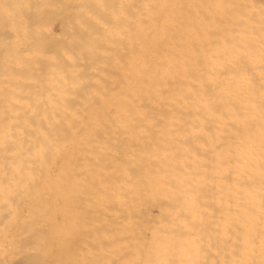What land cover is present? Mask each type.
<instances>
[{
  "label": "bare ground",
  "instance_id": "6f19581e",
  "mask_svg": "<svg viewBox=\"0 0 264 264\" xmlns=\"http://www.w3.org/2000/svg\"><path fill=\"white\" fill-rule=\"evenodd\" d=\"M29 1L27 2V0H0V13H1L0 17L2 18V20L0 18V20H1L0 21L1 22L0 23V33L5 35V36L8 35V39L9 40H6V42L8 41L6 45L11 44L9 46L13 45V47H14V45L17 42V40L20 39L21 36H23L25 33L26 34L23 36V37H25V39L23 38L24 41L25 40H29V39H26V36L29 37L28 33L32 32V34H33L34 32L31 31V30L36 29V27L37 28L39 27V24H40L41 21L38 22L37 19H36L34 23H35V25H38V26H35L33 24V22H32L33 26L31 24V26H32V28H31V26L28 23L31 21L32 18L29 19V14H27L28 16H26L24 14V13H26L25 12L26 9L24 7L27 6L26 2L29 4ZM35 1H37V2H35ZM35 1H34L35 2L34 4L31 2L33 7H35V8H36V5H38L36 9L34 8V10H33V8H32L33 11H30V12L34 13L33 14L34 16H32L33 19H35L36 16L38 15V13H36V12L40 11L39 13L42 16V12H45L47 10L46 13H48L49 11H54V10L57 11L58 9L60 11V8L63 6V4H66L65 2H63V4L60 3L59 0H35ZM61 1H63V0H61ZM118 1L119 0H78V1L75 0V2H78V4H77L78 6L76 5V7H74V8H76V9L79 8V11L82 9V11H84L83 14L92 15V17L95 16V14L97 13V15L95 16V17L98 16V18H95L96 22H98L99 19H100V21L97 23L98 25L94 24V23H93L94 25L92 23L90 24V25H93V30H92V28L90 29L89 25H86V23H85V20L87 21V19L88 20L92 19L91 16H90V18H88L89 17L88 15H87V17L84 16L85 17L84 20H83L84 23H85V24H83L84 26L82 25V22H81L82 20H80V23H81L80 26L81 27H83V28L86 27V26L89 27V29L87 28L88 31L86 29L82 28L85 31V33H86V31L88 32L87 36H89L90 34L94 33L93 31H94L95 25H97V28H99V29L95 28L96 31L100 30V27L103 28V29L104 28L105 29L106 28H110V25H111L109 23L110 22V19H109L110 17L108 16L109 18L108 17L104 18L105 17L104 15H106L107 13H105L102 16V14H103L102 12H106V10L103 11L101 8L103 6L107 7L106 5L109 4L108 5L109 10L112 12V14L114 16V13H113L112 10L117 8L116 6L120 5V4L116 5V3ZM128 1H131V6H130L131 7V12L129 13L130 16H126L127 12H123V14L126 16L125 20H126L127 17H129L130 20H131V24H130V26H131L130 27L131 28V30H130V43L127 42L128 43L127 44L125 42L127 45H129V46H127V45L126 46L129 48V50H127V51L130 54L127 53V55H129V57H128L129 58V60H128L129 63H127V64L124 63V64H126L128 66L127 67L128 70H124L123 71L122 66H121V70L120 71L118 70L119 73L120 72L121 73L125 72V74H123V75L127 74V78L125 77L126 78V85H125L126 87H125V91L123 90L125 92V95L122 96V97L121 96L120 97L117 96V98L119 97L118 99H115L117 102H113L114 99H110V98H106V97L103 99V98H101L102 97L101 95H100L101 97L100 96L98 97L99 99L101 98L99 100V103H98V101L97 102H92V100H94V98H90L89 97L90 98L89 99L88 97H86V95L89 94V93H85V90H86V88H85L86 85H85L83 87L85 89H83L80 86L81 90L83 89L82 93L84 92V94H86L85 96H83L84 97L83 100L85 101V102H83V104H76L77 100L76 101H74L75 99L72 100L73 96H72V94L70 95V93H68V95H67V96H69L68 98L64 97L66 95V93L65 92L63 93V91L60 90V91H62V94H64V95H63V97H59V98H61L63 100H67L68 99V101H71V102L74 101L75 104L64 103L63 102V104L61 105V108H63V111L61 110V108L58 111L59 106L54 105L53 109L55 111L50 114V111L52 109L50 108L51 110H47V108H49L48 104L51 106L52 103H50V101L46 100L47 101V105H46L45 99L47 98L49 100V99H51L53 97H51V96H43L42 99L40 98L42 101L40 100L41 103H39L38 106H40L42 104L44 106V107L42 106L43 108H45V106L46 107L48 106V107L43 109V108H40L41 107L40 106V107H38V109L39 108H40V110L43 109L42 111H43L44 114L48 111L49 112L48 117L51 115L52 119H53V121L51 120L52 123L49 122L47 124L46 130H45V127L43 125L44 121L42 122V120L39 117L41 113L38 112V111H31L33 109L31 108V106H29V104L32 105V103H31V100L28 101L30 98H32L31 96H28V100H27V103H29V102L30 103L27 104V105L23 104L26 107L28 106V108H26V107L24 108L23 107L22 110L19 109V111L21 113L23 111L24 112L23 114H25V115H21L20 114L21 115V119L19 118L20 115L17 116L18 117L17 119H15V116L17 115L16 113L19 114V111L16 110V109H13L12 106L13 105H18L20 103L19 101H22V102L26 101L25 99L27 98L26 97L27 93H25L26 96H22L23 94L19 95V96L25 97L24 100L18 99L19 103L17 102V100H15V98H17V96H18L16 93H14L15 96L13 95L12 99L10 97V99L12 101L10 99H8V97H6L7 100H5V103L8 106L3 104L4 98H2L3 100H0L1 101L0 102V107L1 108H3L1 106V103H2L4 108L5 107L8 108L10 106L11 109H13V110L9 109L10 107L8 109L11 111V113H15L14 115H12L11 113H8L9 110L5 108L6 109V113H7V115H5V109H3V110L0 109V118H1L0 122H2V123H0V126H1V124L5 123V122L7 123L8 121H6V120H8V119L10 121H12L11 118L13 116L14 117L12 119L14 121H12V122H13V124H16L15 128H11L10 125L12 123H10V122L7 123L6 126L9 125L10 129H9V127L7 128L5 126H1V127H4V129H1V127H0V139H1L0 145L2 146V148L0 146V151L2 150L0 155L2 154V156H3V157L1 156L2 158H8V157L11 158V159H7V160H9V163H7L8 162L7 160L3 159L5 161L3 163H5V164H0V168L1 167L3 168L5 166H7L8 164H10V166H12L13 162L16 159L17 160L15 161L16 163L14 162L15 163L14 165H18V164L22 163V162H20V163L18 162V164H17V161L18 160L20 161L21 158H23V160L26 159V162H23V163H28V161H29V163L26 164V166L22 167L21 170L20 169H18V170L14 169L15 170L14 174H13L12 170L8 171L6 169L7 170V172H6L7 174H9V173L13 174V176H10L11 178L9 176H7V179H5V178L1 179L2 177H4L7 174H4L5 172L2 171V170L0 171V174H2V172H3V175L0 177V179H1L0 182L3 183V184H1V186L3 188L0 186L1 187L0 190L2 189V191H3V192L1 191L2 194L5 192L4 190L7 189V187H5L6 185L9 187L8 189H10V191L7 189V192L11 193L12 191H14V192L11 193V195H8V193H6L7 195H5V193L3 194L5 197L9 196V199L11 198L10 200L5 198L0 193V195H1L0 198H2V196H3V198L0 199V201L4 202V203L1 202V204H3V207H4L5 203L7 204V202H8V205H6V206L10 207V204H9L10 202L9 201H11V205H15V206H12V207H16V209L20 208V207H18V205L20 206V204L21 205H23L25 203L29 204V202H27V201L23 202V200L20 201V199L17 200V201L15 200V199H17V196H19L18 198L22 197L18 193V191H16V190H20L21 188H22L21 189L22 191H19V192H24L25 196L27 195L25 198L29 197L28 199L34 197V196L31 197V195H33V193L32 194L30 193L31 191L34 192L35 195L39 193L36 197H38L40 195V193L43 194V192H42L43 190H42V185L41 184H42V181L45 178L42 177V176L45 175L46 171L44 172V170H42V169H45V167L47 168V173L46 174H47V178L50 181H51V176H52V174H51L52 171L51 170L54 169L53 172H56L55 171L56 168L52 167V166H54L55 141L56 140H57L56 141L57 142V146H56L57 147V156H58V160H59V172L58 173L61 174V175H58V179H57L56 175H55L56 177L54 176L57 179V180L55 179L56 184H59V187H57V185H56V187L60 188V186H61V192L58 194V196H57V193L55 191V193H56L55 199L58 197V199L56 201L57 205L55 204L56 202L54 200V190H52V188H51L52 185H51V187H48V186L45 185V183L48 184V185H50L52 183H50V181L48 182V180L46 179L47 181L43 184L44 187H46V189H48V191L47 190L46 191L48 193L47 194V196H48V204H49L48 207H51L50 208V213L52 214V218H50V223H51L53 234L52 233L49 234L50 236L47 239L43 238V240L44 239L45 240L41 241L42 244L40 242V244H41L40 247H38V244L37 245L35 244L36 246L33 245L31 248L30 247L26 248V247H28V243L29 242H26V241L23 240L24 237H22V233H24V230H23V232H21L22 231L21 229H23L26 226L27 227H32V224H31V226H29L30 224L29 225L26 224V226H22L21 225V226H19L20 227L19 230H20L21 233L20 232H19V234L16 233V237L15 238L17 239V235H19L18 236L19 238H21V237L23 238V239H20V240L17 239L19 242H21V244H23V245H21L22 248L18 247L20 249H7L9 247V245H6V244L7 243L9 244V242H7L6 244H3L4 242H3L2 239L5 237L4 235L8 236L9 234H12V233L8 232L10 229L7 230L8 229L7 227H3V226H6V225H3V223L6 224L8 222V221L5 222V220L9 216L8 217H4L5 219L2 218L3 216H0V220H1L0 227L2 226V228L4 230H7L6 234H5V231L3 232L1 230V228H0V230H1L0 233H2V232L4 233L3 236L0 234L3 237V238L1 237L2 239H0V241H2L1 245L3 244V246H5V245L7 246V248H3L0 245V264H69V262H68L69 251L72 250L74 252V250H75V253H76V249H79V248H77L78 247L77 245L79 243H81V245L79 244L81 247L79 246L80 250H77V251L78 252L80 251L81 255L78 254V256L80 255L82 258H80V256L78 257L75 253L74 254L78 258H80V261H82V259H83V261L86 262L87 260L89 261V256H93L94 255L92 253H96L97 252V254H98V255L96 254L97 256L101 255V254H99V252L97 250H96V252H94V250H95L94 248H93L94 249L93 252L90 251V249H91L90 246L92 247L91 241L95 240V238L97 236L98 237L102 236V239H106V242L110 243V246H109L108 250L113 255L112 256L113 259H114L115 256L118 257V254L120 252L125 251L128 254L131 253L130 255H132V253L133 254L134 253L138 254V251L139 250L141 251L142 248H146V247L147 248H151L150 245L154 246V244H155V246H156V244L157 245L160 244V245L165 246L166 243H168V245L165 246L167 248V246L169 247V243H171L170 245L171 246L173 245L172 247L176 248V249L172 250L171 249L172 247L171 246L169 247L170 251L172 250L171 252L173 254L175 253L173 251L177 250L178 249L177 247H179V246L181 247V250H183L185 248V246H186V249L188 250V248L191 247L192 244L194 245L196 243L195 239H198V237H199L198 236L199 235L198 228H197L198 219H197V221L195 219H193V217L196 216L195 213L197 212L196 210H194V206H196L194 203L196 202V204L197 203L200 204L199 200L202 201V199H203V202H205L206 204L202 203L201 205L204 204L205 207L207 208V210H208V207L212 208V209L208 210L210 212L211 216H210V214H208L209 212L207 210L203 211V213L197 212L196 214H198L197 216L200 217L203 220V222H204V220L206 218L205 216L208 217V219H206V220H211L209 218L212 217L213 214L217 213L214 210V208H216L215 206H219L218 204H220L221 198H222V201H221L222 204H220V205H221V207L223 205V207L221 208L219 206L218 209L217 208L216 209L219 210V208H220V210H219L220 212H221V210L223 211L225 208L227 210L229 209V208H227V205H225L227 202H225V203L223 202L224 194H227V193H229V194L231 193V196H233L232 197V199H233V213H231V214H233V219H232V215H231V217L229 216L230 212L226 211V210L221 212L222 216H221L220 212H218L219 214L213 215V217L217 215V219L214 218L215 220H217L216 226L213 227L214 229L216 227L215 232H214V229L211 228V230H210V226L206 225L207 224L206 220H205V223H206L205 226H204L203 223L199 222L201 224V226H202L204 231L206 229L208 230V228H209L208 231L211 232V234H212V232H214L213 234L216 233L215 235L217 236V238H215L214 237L215 235H213V236L211 234L208 235L207 234L208 231L206 230L207 232H204L202 235L204 237L207 236L206 239L208 238L209 240L208 239L205 240V238L203 236L199 237V238L202 237L201 240H203V238H204L202 243L199 242L198 244H196V246L198 245V246L202 247L203 251L201 253H203V252L205 253L204 261H203V258H201L202 259V264L203 263H205V264H226V263L229 264L230 262H232L230 264H264V223H260L261 221L259 222V219H261L260 217H262L261 214H262L263 211L262 212L261 211L257 212V209H256L255 211L258 213V215L253 213V214L257 215V216H255V215H252V213H251L254 210H251V206L249 207V203H251L249 201L253 200L254 196L259 198L260 201H261V202H259V200H258V202L261 203L260 207H258V209L260 210V208H261V210H263V207H264V206H261L262 204L264 205V178H263V175L261 173L262 172V168H264L263 167V165H264V117L260 118V116H261L260 114L263 115V113H264V38H263L264 37V20H263L264 19V15H263V11L264 10H261V9H264V8H261V7H263L261 5H260L261 7L258 6L261 1L258 0L259 4L257 6L259 8L255 4L249 3V4H251L252 9L250 10L249 8L246 7L245 11L246 10L247 11L250 10V13L252 11V15L249 12L248 13L246 12L247 15L250 14L248 16H246V14L244 13L243 10H244L245 7L243 8L242 4L245 6V3H247V2H249L251 0H128ZM128 1L127 0H126V2L124 1L125 5L123 3V5H121V6H126L127 7L128 6L127 4L130 3ZM254 1L255 0H253V2ZM75 2L73 3L74 5L76 4ZM111 2H114L115 4H113V3L112 4L116 5V6H114L115 8H113L112 10L110 8V5H112ZM256 2H257V0H256ZM60 4H62V6H59ZM247 4H246V6H248ZM254 6H256L258 10L260 9V11H258L259 13L257 12V9L255 11V9H254L255 7ZM30 7H32V6H30ZM64 7L65 6H63V8ZM105 7H103V8L105 9ZM249 7H250V5H249ZM71 8L72 7H69V9H71ZM118 8L116 10L117 12L121 9V7H120V9H118ZM21 9H23L24 13L20 12V11H22ZM124 9H126V8H124ZM127 9L130 10L129 6H128ZM29 10L30 9H28V11ZM42 10H44V11H42ZM240 11H243L242 14H244V16L241 15ZM69 12H70V10H69ZM117 12H115V13H117ZM119 12L120 13H117V15L121 14L122 11L120 10ZM234 12H238L237 15L240 14L241 16L240 15L232 16L233 15L232 13H234ZM20 13H23V14L21 15ZM78 13H79V15L82 14L81 11L78 12ZM83 14H82L81 18L79 16L80 19L83 18ZM98 14L101 17H103L104 20L108 18L109 22H107L106 20L103 21V18H102V21H101V17H99ZM123 14H122V16H123ZM70 15H71V13H70ZM253 15L257 16V17H258V15L259 16L263 15V17L262 18L259 17L260 19L259 20L257 19L258 20L257 21V20H254L256 17H251L253 20L250 18V16H253ZM23 16H26V18L24 19ZM27 18H28L29 21L27 20ZM43 18H45V17H43ZM79 18L76 17L77 20H79ZM111 18H113V17H111ZM33 19H32V21H34ZM65 19H67V18H65ZM24 20H27V21H24ZM93 20H94V17H93ZM114 20H115V18H114ZM125 20L123 22H121V23H125L126 22ZM89 21H92V20H89ZM26 22H27V24H26ZM115 22L119 24V22H117V21H115ZM49 23H50V21H49ZM69 24H71V26L73 27V28L71 27L72 30H75V28L78 29V27H76L77 25L74 22H73V24L76 25V26L74 25L75 27L72 25V23H69V21H68V25ZM87 24H89L88 21H87ZM128 26H129V24H128ZM33 27H35V28H33ZM114 27H115V25L113 26V29H114ZM123 27L125 28L126 25L123 26ZM26 28L28 30H26ZM66 28H68V26ZM69 28H70V26H69ZM36 30H38V29H36ZM108 30H110V29H108ZM38 31H41V30H38ZM90 31H92V33L89 34ZM115 31L118 32V30H115ZM76 32H77V34H79L81 31H79V33H78V31H76ZM51 33H54V32L52 31ZM68 33H70V32H68ZM72 33H71V35H72ZM118 33H116V34L118 35ZM36 34H39V33L37 32ZM95 34H97V33H95ZM100 34H101V32H100ZM125 34H126V32H125ZM125 34H123V36ZM12 35L14 36L13 38H12ZM54 35L58 36V35H56V33ZM74 35H76V34H74ZM79 35L82 38V36L85 35V34L80 33ZM94 35H92L91 37H94ZM107 35H109V34H107ZM119 35H118V39H120ZM221 35H223V37ZM30 36H32L31 33H30ZM37 36H40V35H35L32 38L34 39V37H36V38H38V39H36V41H38V40L40 41L41 37H37ZM50 36H52V35H50ZM61 36H59V38H61ZM80 36L78 37L79 39H80ZM123 36H120V37H123ZM218 36H220V37H218ZM10 37H11V40H13V39L15 40L17 38L18 39L16 40V42L13 41L14 44H12V43H9V42H12L10 40ZM69 37H70V35H69ZM104 37L105 36H103V38ZM0 38H1L0 39L1 43H2V41H3V43H6L4 41L7 38H4V37H0ZM84 38H86V36ZM88 38H89V40L91 39L90 37H88ZM99 38H101V37H99ZM33 39H31V41ZM74 39H76V38L74 37ZM79 39H76L78 41L77 42L78 43L77 46L79 45V43H83L84 44V40L86 41V43L89 42L88 39H84L82 41L79 40ZM107 39H109V38H107ZM111 39L112 38H110L109 41ZM21 40L22 39L18 40V41H20V43L18 42V44H16V46H15L16 48L12 47V50L16 49L15 52L17 50H19V48H20L19 46L23 45L21 43L22 42ZM65 40H67V38H65ZM113 40H114V38H113ZM122 40L125 41V39H122ZM33 41H32V43H33ZM64 41H62V42H64ZM94 41H98V39L97 40L94 39ZM101 41L102 40H100V42ZM114 41H116V40H114ZM103 42H104V40H103ZM202 42H204V43L206 42V45L204 44V45L201 46ZM41 43H42V40H41ZM45 43H47V42L44 41L43 44H45ZM96 43H99V41L96 42ZM106 43L108 45V41H106ZM122 43H123V45H125L124 42H122ZM199 43H201V44H199ZM25 44L29 45L27 43H25ZM39 44H40V42H39ZM1 45H0V47H1ZM17 45H19V46H17ZM70 45H72V44H70ZM99 45H100V43H99ZM107 45H104V46H107ZM9 46H7V47H9ZM32 46H33V44H32ZM58 46L59 45H57V47ZM77 46H75V47H77ZM89 46L90 45H88V47H85L86 50L84 49V47H83L84 50L81 49L82 47L80 48L81 51L83 50L82 52H84V55H86L85 51H87V49H88V54H90V52H89L90 47ZM93 46H91V47H93ZM2 47H3V45H2ZM17 47H18V49H17ZM22 47H27V48H25V50L30 49V50H28L25 53L23 52L25 54V56L30 55V53L33 52V49H35L34 52L36 53V55L35 54L31 55L32 58H31V56H29L30 58H27V60H25L26 58L23 57V55H22L23 59H22V57L20 55H17V56L12 55V56H14L13 57L14 59H13V58H10L11 56L9 57V54L11 52V48H7V50L9 49L10 51H5L4 49H2V50L5 51V54H7L6 57L10 58L9 61H11V62L8 63V60H7L6 57H5V59L4 58H2V59H4L5 62H7L8 65L9 64L11 65L12 62L15 63V61L24 62L23 64L26 63L25 65L28 64L27 66H30V67H26L23 70V67H24L23 66L21 71H23V74L25 73V71L28 72L27 75H29V77L31 76V78H33L32 74L35 73V71L37 69L36 68L37 66H35V67L32 66L31 67L30 64H33V62L32 63L31 62L27 63L25 61H28V59L29 60H36L35 56H38L39 60L37 59V61L40 62L41 61L40 59H42L44 55L43 56L41 55L40 57H42V58H40L39 55L37 54V53H40V52L38 50H37L38 52H36L37 48H35V47H33L32 49H31L30 46H29L30 48L28 46H24V45ZM39 47H42V49H44L46 47V45H45V47H44V45L43 46L40 45ZM53 47L54 46H51V48H53ZM60 47L62 48L63 45L60 46ZM72 47H74V45H72ZM79 47H77V48L79 49ZM47 48L49 49V51H48V49H46V51L49 52V53H47V55L51 54L52 49L50 50L49 47H47ZM59 48H57V49H59ZM67 48H68V46H67ZM67 48L65 46V49H63V50L67 51L71 47H69L68 49ZM118 48L121 49V46L119 47V45H118ZM55 51H56V49H55ZM81 51L78 50V53H80ZM15 52H13V53L17 54V52L16 53ZM61 52H60V54L63 55V57H64L65 54H62ZM72 52H73V50H72ZM120 52H122V49H121ZM23 53H21V54H23ZM54 53L55 52H53V55H54ZM97 53H98V51H97ZM122 53H124V51ZM40 54H42V53H40ZM55 54L57 55V53H55ZM76 54L77 53H75L74 56H76ZM45 55H46V53H45ZM56 55H54V56H56ZM67 55H68V57L70 56V54H67ZM71 55H73V53H71ZM78 55H79L78 58L81 57V58H79L81 60L82 56H80V55H83V54L80 53ZM93 55H95V53ZM125 55H126V53H125ZM125 55L123 57H127ZM4 56L5 55L3 54V57ZM100 56H102V55H100ZM16 57L17 58L21 57V59L18 58L19 60H16L17 59ZM56 57L59 58V56H56ZM56 57L52 56L53 59L55 58L54 61H56V63H57L59 61H57ZM63 57H62V59H63ZM89 57H86L87 59L85 57L84 58H85V60H90L91 59V61H92V58L94 56L90 55ZM98 57L99 56L97 55L94 58L98 59ZM45 58H46L45 61H43V62H45V64L49 63V66H50V64L53 65V63H52L53 61L46 62V60H49V57L47 58V56H46ZM65 58L67 59V57H65ZM69 58H72V57L70 56ZM100 58H99V60H100ZM121 58H122V56H121ZM121 58L119 57V59H121ZM62 59L59 58V60H61V62L66 61L65 59L64 60H62ZM73 60L75 61L76 59L74 58ZM0 62H2L0 64V66L2 65L1 67H3V68L5 67V69L7 71L8 70L7 68H9L10 66L7 67L8 65L6 63H5L6 64V66H5L3 64L4 61H2V60H0ZM92 62L98 63V61L95 60V59ZM92 62L88 66L89 68H87V69H86V67H83L84 65H82V63L79 64V62L77 60H76V64H78V66L80 65L79 68L77 67V65H75L74 62H70V59H69V62H65L64 64L67 63L69 65V63H70V66H72L71 64H74L76 66V68H75L74 65L71 67V70H74V69H72L73 67L75 68V70L72 71L73 72L72 76L74 77V75H76V74H74L75 71H78V73H79V70L81 69L82 72H85V70L83 71V68H85L86 72H88V69H90L91 67H97V65L95 66V64L92 63ZM120 62H118V63H120ZM123 62H125V61H123ZM83 63H85V62H83ZM99 63H98V65H99ZM116 63H117V61H116ZM85 64H87V62ZM68 65L66 66V68H65V66H63V68H65V69L69 68L70 66H68ZM91 65H94V66H91ZM102 65L105 66L103 63H102ZM117 65H119V64H117ZM126 65H124V66H126ZM16 66H18V65H16ZM57 66H59V65H57ZM12 67H14V66H12ZM60 67H61V65H60ZM119 67H118V69H119ZM52 68H54V66ZM46 69L48 70V68H44V67L41 68L40 70L37 69L36 73H40L41 70L44 71ZM124 69H126V68H124ZM11 70H13V69H11ZM28 70H31V71H28ZM47 70L45 72H47ZM68 70H70V68ZM68 70H66V71L68 73H70L71 71H68ZM92 70L95 71L96 68H93ZM8 71H10V70H8ZM127 71H128V73H127ZM2 72L3 71L1 70L0 73L3 75L4 73H2ZM13 72H14V70H13ZM30 72L31 73L33 72V73L31 74ZM45 72H43V73L41 72L40 75L44 74L45 76H47ZM63 72L61 71V72H57V73L62 74ZM95 72L93 73V71H92L93 74H96ZM9 73L10 72H8V74ZM14 73H16V72H14ZM68 73L65 74V72H64L63 76L68 75ZM88 73H90V72H88ZM85 74H87V73H85ZM11 75H12V72L10 73L9 76H11ZM19 75H20L19 79H22V82L25 81L23 79L24 77L22 78L21 74H19ZM40 75H35V78H37L36 76H40ZM70 75H71V73H70ZM90 75H91V73H90ZM42 76H41V78L38 77L39 78L38 81H35L34 79L33 80L35 82H39L40 80H43L42 81V85H45V87H48L50 84L47 83V82H49L50 80L52 81L53 78L52 79L48 78V77L46 79L44 78L47 81L46 84H44L45 80L43 79ZM121 76L122 75L120 74V76L118 78H116V79L120 80L119 78ZM14 77H16V76H14ZM78 77H80V76H78ZM25 78H28V77H26V75H25ZM57 78L55 77L54 80H56L58 82V85L62 84L61 82L58 81L59 79H57ZM104 78H107V77H104ZM84 79H87V78H83V80ZM97 79L99 80V78H97ZM9 80H11V79H9ZM64 80H65V78L63 79V81ZM124 80L125 79L123 77V81ZM51 81H50V83H51ZM115 81H113L114 84L113 83L112 84L114 86L115 85L117 86ZM64 82H63V84H64L63 86H67V84L64 83ZM86 82H87V80H86ZM4 83L5 82H3V84ZM30 84H31V82L29 83V85ZM32 84H34V83H32ZM39 84L41 85V82ZM47 84H49V85H47ZM82 84L83 83H81V85ZM84 84H86V83H84ZM123 84H122V86H123ZM15 85H17V84H15ZM21 85H22V83H21ZM26 85L27 84L25 83V86ZM41 86L40 87L35 86L36 88L37 87L39 88L37 90L38 92H43V90L45 91V88H42ZM76 86H77V84H76ZM119 86H120V83H119ZM122 86L119 87L120 89L115 90V92L118 91L117 93H119V91L121 90ZM7 87H8V84H7ZM9 87H11V85ZM14 87H13V89L15 90L16 87L15 88ZM67 87H66V90H67ZM70 87H71V89H73L72 88L73 86H70ZM99 87H101V86H99ZM19 88H21V87H19ZM74 89H76V88H74ZM48 90L50 91V89H48ZM26 91L27 90H25V92ZM60 91H58L57 94H59ZM75 91L78 92V90H73L72 92H75ZM123 91H121V92L124 93ZM16 92H17V90H16ZM111 92H113V90H111ZM0 93H2V92H0ZM18 93H21V92L18 91ZM22 93H24V92L22 91ZM31 93L34 94V92H31ZM44 93H47V92L45 91ZM44 93H39V95L38 94H34V95L40 96V95H42ZM9 94H11V92H9ZM12 94H13V92H12ZM48 94H51V93L48 92ZM76 95L77 94L74 95V98H76ZM79 95H80V93H79ZM95 96L97 97L98 95L96 94ZM111 96H113V94ZM114 96H116V95H114ZM2 97H5V96H2ZM69 98H70V100H69ZM85 98H88L89 100L85 99ZM13 99L15 100V102H13L14 101ZM43 99H44V102H43ZM77 99H78V97H77ZM80 101L82 102V99H80ZM80 101H79V103H80ZM7 102H8V104H7ZM15 103H17V104H15ZM9 104H11V105H9ZM19 105L21 106V104H19ZM76 108H77V110L79 108V110L78 111L71 110V109H76ZM97 108L98 109H104V110H106V109L107 110L108 109H110V110L111 109H115V110L116 109H120V110L119 111H115V110H113V111L112 110L111 111L110 110L109 111H107V110L106 111H104V110L103 111H98L97 110L96 111ZM83 109H86V110L87 109H89V110L91 109V111H88V110L84 111ZM92 109H95V111H92ZM14 110H16L17 112L14 111ZM28 110H30V111H28ZM80 110H83V111H80ZM3 114H4L5 118H3V116H2ZM10 114H11V116H10ZM23 116H24V120L26 119L27 116H29V119L27 117V120L23 121L22 120ZM55 116L57 117L56 120H55V118H56ZM30 118L33 119L34 124L37 127V138L34 135L35 136V137H33L34 142H32L34 144L31 143V141H33V139L32 140L29 139L30 141L28 140V137L31 138V135L33 136V134H35V133H33L32 126L29 124V123L32 122V121L29 122V120H31ZM49 119H51V117ZM15 121H17V122H15ZM20 121L22 122L21 124H23V126H21L22 129H24L23 128L24 126H25V129L27 128V126H30L29 128H31V132H30V130H27L26 134L24 133L25 131L21 132V129L19 130V128H17V124L18 123L20 124ZM55 121L57 122V127H55L56 126ZM89 124H91L90 126H92V124H95L96 128L92 126L94 128L95 132L91 131L90 128H92V127H89V130H88L87 126H89ZM105 124L107 126L106 130H108V131L111 130V131H109L111 133L113 131H115V132L111 134V133H109L107 131L110 135L108 133L104 132V131H103L104 133L101 134L102 131H100V130L98 132H96L95 129H97V127L99 128L101 125H105ZM144 124H146L147 126L150 125L152 127L155 126L156 130H159L158 129V125H160V127H159L160 129H163L165 127L164 124H166V125L172 124L173 128L175 129L174 130L175 132L171 133L173 128L171 126H168V128L170 127L172 129L171 130L169 128L171 130L169 132L171 134V138L175 137V135L177 134L176 133L177 129L178 130H190V132L188 131L187 134H191L195 130V133L198 136L202 137V138L198 137L200 139V141H198L199 139L197 137L196 138L194 137L195 139L191 138V136L193 134H194L193 136H197L195 133H192V135L190 136L191 141L194 139L193 142H195V140H196V141L199 142V143L197 142L198 144L201 143L200 145H198L197 143L195 144L193 142H192L193 144L190 143V141L187 140L186 135L183 136L182 142H180L181 141L180 137L177 136L178 139L174 138L175 141L177 140V144L178 145H180V143H181V146H184V147L188 146L189 144H191V146H193V148H191L192 149L191 151L193 153H189L190 152V150H189L188 151L189 156H187L188 153H187V149L186 148L180 146L181 150H180V148H178V150H177L176 147L173 149L171 146L174 144L175 141L172 140L173 143H172L171 146H169L171 144V143L169 144V142H171V141L166 143L167 142L166 140L168 138L163 135L165 132H162L163 134L161 133L163 135V137L167 138L164 141L162 139L163 138L162 137L161 138L162 139L161 142L169 144V145H166L167 146V150H168V147H170L168 152H170V153L171 152H177V153H175L176 155L174 153H171V155L174 154V155H172L174 160L171 159L172 158L171 156H170L171 158H169V159H171L170 161L172 163H174V162H176V163L171 165V166L168 163H166L167 165L170 166V168L172 170V172H171L170 168H169L168 172L170 173V175L174 173V179L175 180L171 177L172 175L170 176L169 174H168V176H170V177H168V178L169 179L170 178L173 179L174 182L176 183L175 185H177L175 187H178L179 192H182V194L184 193L186 195L187 200L184 201L185 203H186V201H189L191 199V196H192L193 192L195 191V190L193 191V188L197 189V187H198L201 191L208 192V190L211 189L210 185L214 184V187H212V191L214 192L217 188L215 190H213V189L217 185V187H218L217 191L218 192L215 191V193L216 194L218 193V196H217L218 203H217V205L214 204V203H211V202L208 204L207 203V199H208V202H209V200L212 201V199L211 198L209 199L207 197L202 198V199H199V198L196 199L195 198L193 200V205L194 206L192 205L193 206L194 215L189 218V216H186V215H188L186 212H189V210L185 211V212H184V210H182L183 206L187 205L189 203L185 204L183 202V199H185V197H183V196H182L183 199H178L179 197L176 196V194L178 195V193L177 192H173L174 190L172 189L173 190V191L171 190L172 192H170V193L167 192L169 195L171 194V196H172V197L168 196L169 199L173 200V196H174V200L173 201L175 203H177L180 200V203L182 202V203H184V205L182 203L180 205L179 202L177 203V205L173 204V206L175 205L173 211H172V209L169 210L167 207L165 208V206H164V208L166 210L168 209L167 212L170 211L169 212V214H170L169 217L171 216L175 220V219L179 218V216H180V218L182 220H177V221L178 222L187 221L188 225L187 224L185 225V222L183 223V225H177V224L173 225V224H171V221L173 219L172 218L170 219L169 217L167 218V216L164 217V219L166 218L165 220L164 219L162 220L163 224H164V221L167 222L166 225H163L162 222H160L161 223L160 224L158 220H156V221L159 224H157V223H152L151 224L150 223L151 225H149V223H148V225H147L146 221H148V220L145 219L146 220L145 223H142V222H140L141 221V219L139 218L140 215L138 217L139 220H137V218H135L133 216L138 221L137 224L141 223L143 225L144 224L147 225V226L144 225L145 228L144 229L141 228V229L143 230L144 234L147 232V233H150V235L148 236L149 239L146 238L147 240L141 238L144 234L141 237H139V238H141L140 240H137V239L135 240L133 238V236L131 235V234H134V233L131 232L130 238L131 237L132 238L130 240V239H128L129 238V236H128L129 234H128V231L125 230V226L127 227L130 223L132 224L133 217L130 220L127 219L130 222L126 220L128 222L127 225H126L127 222L124 219H122V220H124L125 225H124L123 221L119 220V218H116V219H118L120 224L124 225V228H122L123 226H121V228L124 229L123 231H125L126 235L128 234L127 235L128 236L127 240H121V238H119V237H122L123 235H125V233L121 234V231H119L120 235H121V236H119L118 231L115 230L116 228L120 229L119 228L120 225L118 223H117L118 225L117 224L113 225L111 222H109L110 219H114L115 215L118 212H119L117 214L118 217H119V215L121 213V210L118 208V206L120 205V208H121L123 204L121 203V201H119V202L117 201L118 200L117 197L119 196L120 198L122 197V199H124V196H123V195H125L124 192H127L129 194V190L133 189L134 187L137 188L136 186H140L141 185L142 187L140 186L141 187L140 189L144 190L145 187L143 188L142 184H144V183H141L142 180H140V178H141V174L140 173H142V171H143V170L141 171V168L144 167L145 165L139 167V165H141V163H142L141 162L139 164V161L141 160V158L143 156H144V158L146 157L147 159L151 156V154L153 156L151 148H150V153L151 154L150 155L148 154L149 157L147 156V153L149 152V150H147L148 151L147 153H145L146 151L144 152V149H145L144 147H145V145H147V143L149 144L147 147H149L150 145H152L151 147H154L155 145H157L155 143V139H153L152 137H150V139L153 140L155 145L151 144V141H150V143L148 142L150 139L147 138V136L149 135V133H151L150 131H148L149 129L147 130V132H144L145 134L142 133V135L144 134V136L139 134L140 133L139 130L141 128V125H144ZM151 124H155V125H151ZM161 124H163L162 125V127L164 126L163 128L161 127ZM176 124H179V126H178L179 128L176 127ZM135 125H138V126H136V127H138V129H136V127H133ZM146 125H144V127L141 128V130H144ZM156 125H157V127H156ZM180 126H181V128H180ZM191 126H193V128ZM78 127L81 128V129H84V130L87 129L88 132L85 133L86 131L82 130L81 131L82 133H81V132H79L80 129ZM152 127H151V129H152V133H153L155 131V130L153 131V129H155V128H152ZM16 128L19 130L18 132H21L22 134H19L18 132H16L17 131ZM108 128H111V129H108ZM134 128L136 130H134ZM8 129L9 130L12 129V130L7 132V133L1 131V130L8 131ZM196 130H198L199 134L196 132ZM13 131H15L14 135L12 134ZM89 131H91V132L89 133ZM131 131H133V132L130 133ZM134 131H136L135 133H137V131H138L137 135L139 134L138 135L139 137H137V135H135L136 136V138H135ZM10 132H11V134H10ZM157 132L153 133V135L155 136V134H157ZM146 133L148 134L147 136H146ZM169 133H168V135H169V138H170V134ZM16 134H18V135H16ZM130 134H133V136L131 137ZM178 134H180V133H178ZM12 135H13V137H11ZM15 135H16V137H15ZM23 135H25V136L29 135V136H27V138L25 137L26 138L25 139ZM158 135L159 134H157L156 137ZM18 136L20 138H18ZM101 136H103V138H101ZM140 136H142V139H143V137H144V139L146 137V141H147L146 144H144L145 141L142 140L140 138ZM179 136H181V135H179ZM13 138H14V140H12ZM157 138H160V135ZM157 138H156V140H157ZM16 139L19 141V143L21 141V143H20L21 147L20 148L18 147L20 145L17 146V144H19V143L15 142ZM77 139L79 140V142H78ZM80 139H81V143H80ZM26 140H28V141H26ZM140 140L144 141V142L142 143ZM183 140H185V141H183ZM23 141L27 142L28 146L25 145L26 143L23 145L22 144ZM36 141H37V144H36ZM103 141L108 146H110V147L112 146V148L113 147H115V148L109 149L106 146V148H108V149H105V146L102 143ZM158 141H159V139H158ZM186 141L188 143H186ZM77 142H78V145H79V143L82 144L81 146H83V147H82L81 150L76 145ZM137 142H141V143H137ZM157 143H160V142H157ZM14 144H15V148H13ZM163 144L161 145L162 147H163ZM184 144H186V145H184ZM194 144L196 146L202 147V152H201V150H199V151L195 150L196 146H194ZM30 145L37 146V148H33L32 146L30 147ZM178 145H173V146H178ZM16 146L18 148H16ZM24 146L25 147L27 146L28 149L25 150L27 147L25 148ZM101 146L102 147L104 146V149L103 148L100 149L99 147H101ZM164 146H165V144H164ZM166 146H165V148H166ZM136 147H139L140 149H143V148L144 149L140 150L139 148H136ZM29 148H30V150H31V148H33V150H32L33 153L32 152L31 153L33 154V156H35L33 158V156L29 154L30 156H32L31 160L29 159L30 156L28 155V152L30 151ZM135 148L137 150H132V149H135ZM154 148H156V147H154ZM157 148L160 149V147H157ZM171 148L173 150H175V149L176 150L172 151ZM183 148L185 149V151H184ZM10 149H11V152L9 151ZM12 149H15V152L17 151L16 154L20 153L19 155H21V157H20V156H16V154H13V155L16 156V157L14 156L15 157L14 161H12L13 157L11 156L12 152L14 151ZM34 149H36V150H34ZM188 149H190V148H188ZM19 150H21L23 153L20 152ZM158 150H157V152H158ZM162 150L163 149H161V151ZM8 151H9V153H8ZM25 151H27V152H25ZM179 151H181V155H180ZM194 151H195V153H194ZM196 151H197V154H201L202 158H201V156H200V158L203 161L202 160L201 161L197 160V159H199L198 157L196 159V157H195V156H197L196 155ZM15 152H13V153H15ZM143 153H144V155H143ZM162 153H165L166 156L168 157V154L166 152H162ZM162 153H160L161 157L164 156L165 157L164 159L166 160L167 158H166L165 154L163 155ZM183 153H186L187 155L183 154ZM191 154L193 156L195 154L194 158H192L193 156ZM23 155H25V156H23ZM152 156H151V158H152L151 160H153ZM156 156H157V154H156ZM174 156H176V157L180 156L182 161L184 159L186 161L182 162L179 159L180 157L179 158L177 157V159H176V157L174 158ZM228 156L230 157V159L228 158ZM159 157H160V155H159ZM161 157L158 158V162L154 161V163L156 165L160 164L159 162H161ZM51 158H52V160H51ZM1 159H0V162H1ZM32 159H33V161H32ZM77 159H78V162H80V168L79 169H76V167H77ZM156 159H154V160H156ZM231 159H233L232 160L233 162L231 161ZM165 160H163L162 163H165L166 161L168 162V160H166V161ZM177 160L179 161L178 162L179 164L177 163ZM192 160H193V162H192ZM30 161H32L33 163H31ZM196 161L198 162V164H197ZM34 162L36 163L35 164L36 167L32 166L34 164ZM44 162H46L45 165H44ZM203 162H205V163H203ZM228 162H229V165H230V163L233 165V166L231 165L232 168L229 165L227 167ZM30 163H31V165H30ZM157 163H159V164H157ZM194 163H196V166L194 165ZM144 164H146V163H144ZM155 164L153 166H155ZM201 164L204 167V171L203 172L205 173V175L202 172L203 169L201 167ZM42 165H44L43 168H41ZM165 165H163L164 166L163 168H165ZM167 165H166V167L168 168L169 166H167ZM14 167L15 166H13V168ZM26 167H27V169L25 170ZM149 167H150V165H149ZM210 167L212 168V170H215V172L212 171ZM33 168H34V170H33L34 172L33 173H35V171L36 172L37 171L40 172L37 175L35 173V176H36V180L35 181L33 180L34 179L33 173H29L30 171H32ZM35 168H37V169H35ZM160 168H161V166L158 167V169H160ZM228 168H231L232 170H230V171H233V172L228 171ZM9 169H11V168H9ZM28 169L30 171L25 172ZM145 169L148 170L147 164H146V168ZM152 169L155 170V168H152ZM19 170L21 171L20 173H19ZM23 170H24V172H22ZM56 170H58V169H56ZM149 170H151V169H149ZM209 170H210V172H209ZM16 171L18 172V175L16 174ZM42 171H43V173H42ZM200 171H201V173H200ZM211 171H212V175H213V172L215 173L214 174L215 177L214 176L211 177V174L209 175V173H211ZM76 172H78V173H76ZM155 172H157V171H155ZM158 172H160L161 174L164 173L163 171L161 172V170H159ZM166 172H167V169H166ZM21 173H22V175H21V177H19V179H21V180L18 179V181L22 182L24 179H27V178L29 179V177H28L29 175L28 174H30V176L32 174L33 177H30L31 180L29 179L30 183L29 184L26 183V181L28 182V180H26V181H23L24 185H30L31 184L32 186H34L33 182H36V183L37 182L38 183L41 182L40 183V185H41L40 187L41 188L40 187L39 188L36 187V186H38V184L37 185L35 184L36 186H34V187H36V188L33 187L32 188L33 190L31 189V186H28V187L25 186L24 187V186H22L23 184H21V186H20V182L17 181V178H18L17 176H20L19 174H21ZM24 173H25L27 178L24 175L25 178L22 180ZM144 173H142V174L145 175ZM227 174H230V175L233 174V176H231L228 179L226 177ZM263 174H264V172H263ZM156 175H157L156 176V178H157L159 175L158 174H156ZM76 176H79L80 180H81V190H80L81 191V196H80V200H79L80 202H78V204H80V207H88V208H87V213H85V216L82 214L83 215V218H81V222L82 223L81 224L78 223L80 220L77 221V223L80 224V226L78 225V227H80V230L77 229L78 230L77 231V230L74 229L75 231H77V233L80 231L79 235L76 234L75 231L74 232H73V230L71 231V232L74 233L75 236L78 235L76 237L77 239H78V237H80V239H81V240H79V239L77 240L75 238L77 240V242H79V241L80 242L77 243L76 249L73 250V249H71L72 248L71 245L73 247H75L74 243L76 244V241H72V239H74L73 238L74 236L72 237V239H70V242L72 241L71 244H70V242L67 239V232H68V226L70 225L69 224L70 220H68L66 218V215H67V211H68L67 208L68 207H74L73 209H75L76 206L78 205L77 202L75 201L74 190H73ZM147 176H149L151 178L153 177L151 175H148V173H147L146 177ZM201 176H202V178H204V180H207V182H209V183H206L201 178ZM14 177H15V179H13ZM143 177L144 176H142V178ZM149 177L147 179H150ZM207 177H209V179ZM42 178H43V180H42ZM168 178H165V179H168ZM199 178H201V179L199 180ZM169 179H168V181L171 184L172 180H169ZM210 179L212 180V182H211ZM230 179H231V182L229 181ZM8 180H10L11 183L12 182L13 183L10 185L8 183ZM32 180H33V182H32ZM144 180H145V182L146 181L149 182V180H146L145 177H144ZM144 180L142 182H144ZM152 180H153V178H152ZM155 180L156 179H154L153 181H155ZM196 180H199V182L196 181ZM202 180H203V182L205 184L204 186H203ZM53 181H51V182H53ZM200 181H201L202 185L200 184ZM215 181H217L216 185H215V183H213ZM232 181H233V185H232ZM6 182H7V184H6ZM152 182L150 181L149 184H151ZM194 182H196V183H194ZM197 182L200 184V186H198L199 184ZM210 182H211V184H210ZM220 182H222L221 184H223L224 186L221 185V184L219 185ZM228 182H229V185H228ZM155 183H156V181H155ZM157 183L160 185V188H161V184L162 183L160 182L161 183L160 184L158 182V180H157ZM154 184L152 183V185H154ZM158 184H157V186H158ZM163 184H162V186H163ZM206 184L207 185L210 184L209 187ZM172 185H173V183L171 184V186ZM194 185H197V187H195ZM144 186H146V185H144ZM166 186L167 185H164V189L165 188L166 189L170 188V187H168V186L166 187ZM201 186L203 187V189H201L202 188ZM211 186H213V185H211ZM219 186L220 187L221 186L224 187V188L221 187L222 188L221 190H223L222 193H221V191L219 189L220 188ZM225 186H227V189H226ZM17 187L18 188L20 187V188L18 189ZM44 187H43V189H44ZM172 187H174V186H172ZM230 187H231V189H230ZM26 188H27V190H26ZM37 188H38V190H37ZM57 188H56V190H57ZM162 188H161V190H163ZM228 188L230 190H233V192H230V190H228ZM28 189H29V191H28ZM39 189H41V190H39ZM140 189L137 188L136 190L140 191ZM147 189H148V185L146 186L145 190H147ZM143 190H141V191L143 192ZM145 190H144L145 193L143 192L144 195L142 193H140V195L141 194L143 195V198H141V199H145L146 197L149 196L148 194L153 192L152 188L150 190L148 189L150 191V193H148L147 196H146L145 194H146L147 191H145ZM155 190H156V188H155ZM161 190H160V193L157 191V195L158 196L161 193L164 194V192H162ZM167 190L170 191V189H167ZM204 190H206V191H204ZM37 191H39V192H37ZM28 192H29L30 195H28ZM16 193H18L19 195L18 194L16 195ZM132 193L139 195L138 192L134 193V192L131 191V195L127 194L128 196L125 195V197L127 196V198H128L130 196H133ZM154 193H156V191ZM195 194H201V193H199V191H198ZM204 194L205 193H203V195ZM154 195H156V194H154ZM154 195L150 196V198L152 199L154 197ZM157 195H156V197H157ZM165 195H166V198H168L167 194H165ZM165 195H163V197L161 195V197L165 198ZM41 196L42 195H40L38 198H40ZM134 196H136V195H134ZM144 196H146V197L144 198ZM36 197H34V198H36ZM175 197L177 198V200H176ZM38 198H36L37 199L36 201L38 202V204H41L42 199L41 198L38 199ZM114 198H115V200L116 199L117 200L115 201ZM130 198L128 200H130ZM134 198H136V197H134ZM166 198H165V200H166ZM13 199L17 202L16 204L12 203ZM22 199H23V197H22ZM32 199H30L31 202L32 201L35 202V199L34 200H32ZM131 199H132L131 202L127 203V201H126L127 206L130 203H131L130 204L131 207L133 206L132 205L133 204L132 201L134 199L133 198H131ZM205 199H206V201H205ZM6 200H9V201L6 202ZM30 200H28V201H30ZM147 200L149 201V199H147ZM153 200H154V198H153ZM153 200H150V202L153 201ZM172 200L170 201V203L173 202ZM24 201H25V199H24ZM144 201H146V199L143 200V202H141V201L140 202L142 204L146 203ZM167 201H168V199H167ZM19 202H21V203L19 204ZM115 203L119 204V205H116ZM228 203L230 204V201H228ZM26 204H25V207H26V209H28ZM31 204L33 205L35 203L32 202V203L29 204L30 205V206H28L29 210H30V208L33 209L35 207V206L32 207ZM136 204H134V206ZM142 204H140V205H142ZM149 204H148V206H149ZM152 204H154V203H152ZM55 205L57 207H55ZM114 205H115V207H114ZM155 205H153L152 207H154ZM179 205H180V207H179ZM204 205L201 208H196V209L197 210L198 209L203 210L205 208ZM0 206H2V205H0ZM148 206L146 204V208ZM160 206H162V205H159V208H160ZM198 206H200V205H198ZM247 206H248V210L249 209L251 210V211L249 210L250 211V216H252V218H253V216L259 218L258 219V218L254 217L255 221L257 220L256 223H253V222H255V221H253V222L248 224L247 220H245V218L244 219L242 218L246 214V213H244L245 210L242 209V208L247 207ZM22 207H24V205ZM108 207H110V208L113 207V212H114L115 208L118 209L119 211L117 212V210H116L115 212H117V213H115V214L112 213L114 215L113 216L111 213H109L110 209ZM176 207H178L180 209L182 207V209L180 211H183V214H184L183 216L185 217V220H184L183 216H181V214L180 215L177 214V211H179V210ZM228 207H230V206H228ZM239 207L241 208L242 212L240 211ZM123 208H125V207L123 206L122 209ZM161 208L159 209L160 211H159L158 214H154L156 212H154V213L149 212L148 213L149 214L148 216L150 217L152 222H155L154 220L157 219V218L160 219V217L163 214H165L166 211L162 210ZM11 209L12 208L10 207V209H8V210H11ZM18 209H17V211H18ZM38 209L41 210L40 208H38ZM126 209H127V207H126ZM130 209H127V210H130ZM143 209L144 210H142V211H146L145 208H143ZM175 209H177V210H175ZM184 209L187 210L188 208L187 207L185 208V206H184ZM23 210H24L23 212H25L24 208H23ZM36 210L33 209V211H36ZM75 210H77V208ZM127 210H125V211H127ZM136 210L133 209V212L135 211V213H137V211H139V210H137V211ZM174 210H175L176 213H173ZM210 210L214 211V212L211 213ZM106 211L109 213V216L112 215V217L110 216V218L108 219L107 218L108 217V215H107L108 213H107L106 214L107 217H105V218H107L109 220L108 222L111 223L113 226L111 224H109L106 221V219L105 220L103 219V216L105 215ZM225 211L228 212V213H226ZM249 211H246V212L249 213ZM20 212H21V210H20ZM38 212L35 215H39L40 212H39V214H38ZM101 212L104 213L103 216H102ZM131 212H132V210H131ZM162 212H164V213L162 214ZM167 212H166V214H168ZM259 212L261 214H259ZM11 213H13V212H11ZM14 213H13V215H11V217L15 216ZM94 213L101 214L102 219H103V220L102 219L101 220L108 223V225L106 223V226H104L106 231L103 232V234L105 233L106 238H105V236L102 235V233L99 232V235L97 233L96 236L94 235L95 238L93 240L91 239V238H93V237H91L92 236V232L96 231L95 227H93L95 225V222H93L94 220H92L94 225H93V223L90 222L91 218L94 215ZM128 213L129 212L127 211L126 216L129 215L128 216V218H129L130 217V213L129 214ZM172 213L174 214V216L177 215V217H174L172 215ZM185 213H186V215H185ZM0 214L7 216V212H3V214L1 212ZM26 214L24 215V217H23V215H21L19 218H22V217L25 218ZM138 214L139 213H137L136 215H138ZM144 214L146 215L147 213L144 212ZM191 214H193V213L191 212ZM201 214H202V216H201ZM33 215H34V212H33ZM78 215L79 214H77V216H73V213L71 214V216H73V217H78ZM80 215H79V217L82 216V215L81 216ZM122 215H123V210H122ZM27 216H28V214H27ZM27 216H26L25 219H27ZM68 216H70V215H68ZM101 216L99 215V219H100ZM225 216H227V217H225ZM36 217L37 216H35V217L32 216V219H33V221L35 220V222L38 219ZM196 217H194V218H196ZM34 218H36V219H34ZM68 218L70 219V217H68ZM200 218H199V220H200ZM15 219L16 218L14 217V220ZM25 219H22V220H25ZM29 219H30V217H29ZM29 219H27V220H29ZM135 219H134V224L136 225V223H135L136 220ZM168 219H170L171 221L168 220ZM187 219L191 220V221L195 220L196 223L194 221H192L193 222V224H192V222L188 221ZM43 220H44V218H43ZM143 220H144V218H143ZM240 220L246 221L247 224L244 225V222H242ZM12 221L13 220H11V222H9V223L12 224ZM73 221L74 220L72 218V222ZM168 221H170V222H168ZM228 221L230 222V226H232L231 229L228 228V225H229ZM239 221L241 223H238ZM96 222L98 223V221H96ZM74 223H75V225H73V226L78 228L76 226V222H74ZM172 223H173V221H172ZM242 223H243V225H242ZM15 224L17 225V223H15ZM39 224H43V226H47L45 224V222L44 223L40 222ZM131 224H130V227H133V229H135L134 226H131ZM141 224H139V225H141ZM169 224H171V226H169ZM239 224H241V225H239ZM8 225L9 224H7V226ZM19 225H20V222H19ZM109 225L113 229H109L108 230V228H110V227H107V226H109ZM194 225H196L197 233L194 230L195 229ZM209 225H210V223H209ZM33 226L36 227V229L35 228L34 229L37 230V226H35L34 224H33ZM240 226L242 228L244 227L245 230L247 229L246 230L247 232L246 233H244V232L240 233L239 231L242 230ZM10 227H12V226H10ZM14 227L16 228L17 226H14ZM239 227H240L241 230H239ZM13 228H11L10 232H13L12 231ZM15 228H14V230H15ZM165 228H169V229L171 228V232L167 233L169 231H163ZM136 229H137V227H136ZM182 229H184V230L181 231ZM27 230H28V228H27ZM39 230H41V229H39ZM42 230H43V228H42ZM139 231L135 230V232H138V233L142 232V231L141 232H139ZM7 232L9 234H7ZM25 232L30 234L31 230H30V232L29 231H25ZM26 233H24V234H26ZM43 233H45V232H43ZM73 233L71 235H73ZM129 233H130V230H129ZM14 234H15V232H14ZM137 234H135V235L137 236ZM205 234H207V235H205ZM41 235H43V234H40V236ZM168 235H169V237H168ZM171 235H175L177 237L181 236V237L179 239H174V236L172 238ZM196 235L198 237H194ZM33 236L35 238L37 237L35 235H33ZM138 236H139V234H138ZM239 236L240 237L242 236V237L240 238ZM34 237H31L32 240H34ZM170 237H171V239H169ZM231 237H232V240L230 242V241H228V239H231ZM243 237H246V238L243 239ZM5 238H4V241H6L8 239L7 238L5 240ZM143 238H145V237H143ZM213 238H214V240H213ZM210 239H212L213 242H211ZM22 241H24V243H22ZM39 241L40 240L38 239V242ZM36 243H37V241H36ZM54 243H56V246L54 245ZM98 243H101V245H102V242H98ZM164 243H165V245H164ZM26 244H27V246H26ZM95 244L96 243L94 242V245ZM181 244L185 245V246L183 247ZM199 244H201V245H199ZM101 245H99L100 248H101ZM227 245H229V248H231V246H232L231 250L229 248H227L228 247ZM165 247L163 249L166 250L167 254L168 253L170 254L169 249L168 248L166 249ZM156 248L157 247L151 248V251H152L153 254L150 255L151 251L149 250L150 252H148V256L146 258H143L144 256L143 255L140 256V254H139V259H140V257L143 256L142 259L143 260L145 259V261H148V263H146L145 261L141 260L140 261L141 264H158V262H157V261H159L158 258H161L162 257L161 255H167V254H164L165 250L163 252V249L161 251L160 248H159V250L163 254L162 253L161 254L157 253L158 251L157 252L155 251L156 252L155 253L153 250L156 249ZM192 248L193 247L189 248V250H191ZM226 248L229 249V251H227V253L229 252V255L228 254L225 255ZM103 249L104 250H102V248H101L102 252L105 251V248H103ZM186 249H185L184 252H186ZM157 250H158V248H157ZM178 251H177V253L179 255V258L182 257V256L184 257L183 251L181 252L183 255H181V253H179ZM90 252H91L92 255H90ZM106 252H107V250H106ZM172 253L169 256L170 257L171 256L175 257V255H173ZM196 253H197V251H196ZM211 253H212V255L210 257ZM105 254H107V253H105ZM123 254H124V252H123ZM155 254H157V256L159 254L161 257L160 256L159 257L154 256ZM191 254L193 256V253H191ZM230 254H232V255H230ZM124 256H125V254L123 256L120 255V257H122V258H124ZM134 256L133 255L131 256L132 257L131 261H127L128 259L126 258L127 262L122 261V263L123 264H125V263L126 264H138L139 262L136 261L137 258H138V255L135 254ZM151 256H153V257H151ZM226 256H232L231 258H233V260H230V262H228L230 258L226 257ZM166 257H168V255ZM170 257L168 259L172 260L173 257L172 258H170ZM186 257H184V258H186ZM94 258H95V256H94ZM112 258L110 260H113ZM176 258L177 257H175L174 261L173 260L171 261L172 263H169L167 258H165V260H167L166 261V262H168L167 264H173V262L175 264ZM182 258H181V260L179 259L181 261L180 264H188L187 262H189V261L187 260L186 262H184ZM226 258H229V259L226 260ZM74 259H76V258H74ZM139 259H138V261H139ZM90 260L93 262V260H94L93 257H91ZM195 260L196 261H194L195 262L194 264H198L197 262L200 260L199 256H197ZM74 261H76V260H74ZM88 261H87V263H90ZM113 261H109L110 262L109 264H119V262H117V260L115 262H113ZM82 262H80V263L82 264ZM154 262H157V263H154ZM164 262L161 261V263H164ZM176 262H177L176 264H179L178 263L179 262L178 259L176 260ZM76 263L77 262H75V264ZM80 263H77V264H80ZM93 263L95 264L96 261H94ZM99 263H100V260H99ZM99 263H96V264H99ZM161 263H159V264H161ZM200 263H201V261H200Z\"/></svg>",
  "mask_w": 264,
  "mask_h": 264
},
{
  "label": "rangeland",
  "instance_id": "374dc122",
  "mask_svg": "<svg viewBox=\"0 0 264 264\" xmlns=\"http://www.w3.org/2000/svg\"><path fill=\"white\" fill-rule=\"evenodd\" d=\"M28 1H29V0H27V2H28ZM34 1H35V0H30V1H29V4L26 2V5H27V6L24 7V8L26 9V11L24 10L26 13L23 12V9H21L22 11H20V12H23L26 16H28L27 14H29V19H31V18L33 19L32 16H34V15H33L34 13H33V12H30V11H33L34 8H35V7H33L32 3L34 4V3L37 2V1H35V2H34ZM73 1L75 2V0H63V1L59 0V2L62 3V4H63V2L66 3V4H63V6H65L64 8H63L62 4H60L59 6H62V7L60 8V11H59V9H58L57 11L54 10L55 12H54V11H49L48 13H46V11H47V10H46L45 12H42V16H41V14L39 13L40 11L38 10L39 12H36V13H38V15H37L38 17L35 15L36 18L34 17V18H35V19H33L34 21H32V19H31V21H30L28 24L31 26V24H32V22H33V24L35 25L34 22H35L36 19H37L38 22L41 21L40 24L36 21V22L39 24V27H38V28L36 27V29L41 30V31H38V30H36V29H33V30H31V31L34 32L33 34H32V32H29V33L27 32L28 35H29V37L26 36V39H29V40H25V41H24L25 37H23V36H24L26 33H25L23 36H21V38H20V39H22V40H21V41H22L21 43H22L24 46H28V47L30 46L31 49H32L33 47L37 48V49H36V52L39 51L40 53H42V54L37 53V54L39 55V57H40L41 55H42V56L44 55L43 58L40 57V58H42V59H40V60H41L40 62L37 61L38 56H35L36 60H29V59H28V61H25V62H27V63H28V62H31V63L33 62V64H30V63H29V64L31 65V67H32V66H33V67L37 66L36 68H37L38 70H40V69L43 68V67H44V68H48V70L46 69L47 72H45L46 70H44V71L41 70V72H42V73L45 72L47 76H45L44 74H41V75H40L41 72H40V73H36V72H37V69H36L35 73L32 72L33 74L30 72V73L33 75V78H31V76L29 77V75H27L28 72H26V71H25V73L23 74V71H21V70H22V67L24 66V67H23V70H24V68H26V67H30V66H27L28 64L25 65L26 63L23 64L24 62L15 61L16 64H15L14 62H12L11 65H10V64L8 65L7 62H5V60H4L5 57H6V55H7V54H5V51H10L9 49L7 50V48H11V52H10L11 55L9 54V57L11 56L10 58H13V57H14V56H12V55H15V56L20 55L21 57H22V55H23V57L26 58V59H25V58H24V59L27 60V58H30L29 56L34 55V54L36 55V53L34 52L35 49H33V52L30 53V55L25 56L24 53L27 52V51L30 50V49L25 50V48H27V47H22L23 45H20V46L17 45V46H19L20 48L22 47V48H21L22 50L19 48V50L16 51L17 54H14L13 52H15L16 49H15V50H14V49L12 50L13 45H12V46H9V45H11V44L6 45L7 42H8V41L6 42V40H9V39H8V35L5 36V35H3V34L0 33V37L7 38V39H5V41H4V42H6V43H3V41H2V43H1V41H0V43L3 45V47H2V45L0 44V45H1V47H0V50H1V51H0V58H1V59H0V60L4 61L3 64H4L5 66H6V64L8 65L7 67L10 66L9 68H7V69L10 70V71H8V70L6 71L5 67H4V68L1 67L2 65L0 66V72H1V70H2V71H3L2 73H4L3 75L0 73V84H1V85H0V92H2V93H0V96H1V97H0V98H1L0 100H3L2 98H4V100H3V101H4L3 104L6 105V103H5V100H7L6 97H8V99H10V97H11V99H12L13 95L15 96L14 93H16L18 96L16 95L17 98H15V100H17V102H18V99H22V100H24L25 97H22V96H26L25 93H27V96H26L27 98L25 99L26 101H23V102H22V101H19L20 103H19V102H18V103L21 104V106H20L19 104H18V105H13L12 108H13V109H16V110H18V111H19V109L22 110L23 107H24V108L26 107V106H24L23 104L27 105V104L30 103V102L27 103V100H28V96H31L32 98H30V99L28 100V101L31 100V103H32V105L29 104V106H31V108L33 109V110H31V111H38V112L41 113L39 117H40V119L42 120V122L44 121V122H43V125H44V127H45V130H46V126H47V124H48L49 122L52 123L51 120L53 121V119H52V116H51V115L48 117V115H49V112H48V111H47L48 113L46 112V113L44 114L42 110L45 109V108H47V107L49 106V108H47V110H51V109H52V110L50 111V114H51L52 112L55 111V110L53 109V106H54V105L59 106V108H58V111H59L60 108H61V105L63 104V102H64V103H72V104H75L74 101L77 100V101H76V104H83V102H85V101L83 100V99H84L83 96H85L86 94H84V92L82 93V90L85 89V88H86L85 93H89V94H90V95L87 94L86 97H88V98H89V97H90V98H94V100H92V102H97V101H98V103H99V100H100L101 98L104 99L105 97H106V98H110V99H114V101H113V100H112V101H113V102H117L115 99H118L120 96L122 97V96L125 95V92H124V91H125V87H126L125 85H126L127 74H126V75H123V74H125V72H123V71H124V70H128V68H127L128 66H127L126 64L129 63V62H128V60H129V58H128L129 55H127V53H128V54H130V53L127 51V50H129V48L127 47V46H129V45H127V44L130 43V30H131V28H130V27H131V26H130V24H131V20H130L129 17H127L126 20H125V17H126V16H130L129 13L131 12V7H130V6H131V1H128V0H127L128 2H130V3L127 2V3H128L127 5L129 6V9H130V10L127 9L128 6H127V7H126V6H121V5H123L124 1L126 2V0H119V1L116 3V5L120 4V5H118V6L113 5V4H115V3H114L115 1H114V2H111V4L113 3V4H112L113 6L110 5L111 10H112L113 8H115L114 6H116L117 8L119 7L118 9H120V7H121L120 10L122 11L121 14H118V15H117V13H120V12H119L120 10L117 12V11H116L117 8L113 9L112 11H113V13H114V16H113L112 12L109 10V7H108L109 4L106 5L107 7L103 6V7H105V9H104L103 7H102L101 9H102L103 11L106 10V12H102V11H101V12L103 13L102 16H103L105 13H107L108 15H107V14L104 15V16H105L104 18H106V17L109 16L110 18H109V17H108V18L110 19V22H109L108 18L105 19V20H106L107 22H109L111 25H110V28H106L107 30H106L105 28L103 29V28L100 27V30H98V31L95 30V28H96V29H99V28H97V25H98L97 23L100 21V19H99L98 22H96V20H95V18H98V16L95 17V16L97 15V13L95 14V16H93V17H94V20H95V21H94L92 15H88V14L85 15V14H83L84 11H82V9L80 8V9H81L80 11H81L82 14H83V18L80 19L81 16H82V14L79 15V13H78V12H80V11H79V8H78V7H77L78 9L74 8V7H76V5L78 4V2H75L76 4L74 5V4H73V3H74ZM77 1H78V0H77ZM251 1H252V2H251ZM251 1L247 2L248 4L245 3V6L242 4V7H243V8L245 7L244 10H243L245 14H246V12H247V13H248V12L250 13V10L252 9L251 4H255V5L257 6V5L259 4V1H261V2H260V4H259L258 6H259V7L263 6V7H261V8H264V4H263V3H264V0H259V1L257 0L258 3L256 2V0H255L254 2H253V0H251ZM31 2H32V3H31ZM255 2H256V3H255ZM121 3H122V4H121ZM249 3H251V4H249ZM67 4H68V5H67ZM72 4H73V5H72ZM246 4H247L248 6H246ZM35 5H36V4H35ZM35 5H34V6H35ZM70 5H71V6H70ZM124 5H125V3H124ZM249 5H250V7H249ZM260 5H261V6H260ZM30 6H32V7H30ZM37 6H38V5H36V8H37ZM59 6H58V7H59ZM77 6H78V5H77ZM256 6H254L255 8L253 7V8L255 9V11H256V9H257V7H258V6H257V7H256ZM28 7H29V8H28ZM58 7H57V8H58ZM69 7H72V8L69 9ZM246 7L249 8L250 10H248V11L246 10V11H245ZM259 7H258V8H259ZM32 8H33V10H32ZM36 8H35V9H36ZM38 8H39V7H38ZM57 8H56V9H57ZM62 8H63V9H62ZM107 8H108V9H107ZM124 8H126V9H124ZM28 9H30V10L28 11ZM39 9H40V8H39ZM42 9H43V8H42ZM40 10H41V9H40ZM65 10H66V11H65ZM69 10H70V12H69ZM72 10H73V11H72ZM107 10H108V11H107ZM261 10H264V9H261ZM27 11H28L29 13H28ZM35 11H36V10H35ZM35 11H34V12H35ZM42 11H44V10H42ZM67 11H68V12H67ZM109 11H110V12H109ZM243 11H240V12H241V15L244 16V14H242ZM253 11H254V10H253ZM258 11H260V9H259V10L257 9V12H258ZM63 12H64L66 15H65ZM66 12H67V13H66ZM115 12H117V13H115ZM123 12H127V15L125 16V15L123 14ZM257 12H256V13H257ZM23 13H20V14L22 15ZM36 13H35V14H36ZM60 13H61V14H60ZM70 13H71V15H70ZM72 13H73V14H72ZM234 13H235L236 15H235ZM234 13H232V14H233L232 16H238V15H240V14L237 15L238 12H234ZM253 13H254V12H253ZM258 13H259V12H258ZM261 13H262V12H261ZM0 14H1V13H0ZM46 14H47V15H46ZM52 14H53V15H52ZM59 14H60L61 16H60ZM111 14H112V15H111ZM122 14H123V16H122ZM128 14H129V15H128ZM250 14L252 15V11H251ZM250 14H248V15H250ZM30 15H31V16H30ZM87 15L89 16L88 18H90V16L92 17V19H89V20H92V21H89V20L86 18L89 24H87V21L85 20L86 25H89L90 29L92 28V30H93V25H94V24H97V25H95V28H94V31H93L94 33H93V34H90V33H92V31H90V32H89V34H90L89 36H87V33H88V32H87V31H88L87 28L89 29V27H87L86 25H85L86 27H84V28L80 26V24H81V23H80V20H82V21H81V22H82V25L85 24L83 20H84L85 17H87ZM98 15H99V14H98ZM241 15H240V16H241ZM248 15L246 14V16H248ZM255 15H256V14H255ZM263 15H264V11H263ZM263 15H261V16L258 15V17L253 15V16H250V18H251V17H256L254 20H257V19L259 20L260 18L263 17ZM26 16H23L24 19L26 18ZM40 16H41V17H40ZM64 16H65V17H64ZM79 16H80V18H79ZM84 16H85V17H84ZM43 17H45V18H43ZM76 17L79 18V20H77ZM99 17H101V16L99 15ZM111 17H113V18H111ZM123 17H124V18H123ZM259 17H260V18H259ZM0 18H1V17H0ZM65 18H67V19H65ZM102 18H103V17H101V21H102ZM104 18H103V21H105ZM114 18H115V20H114ZM116 19H117V20H116ZM121 19H122V20H121ZM123 19L126 21L125 23H121V22L124 21ZM128 19H129L130 21H129ZM251 19H252V18H251ZM1 20H2V18H1ZM1 20H0V21H1ZM27 20H28V18H27ZM27 20H24V21H27ZM118 20H119V21H118ZM120 20H121V21H120ZM252 20H253V19H252ZM258 20H257V21H258ZM263 20H264V19H263ZM28 21H29V20H28ZM49 21H50V23H49ZM68 21H69V23H72L73 26L76 24L77 26H76V25H75V26L78 27V29L75 28V30H72L73 27L71 26V24L68 25ZM115 21L119 22V24L116 23ZM73 22H74L75 24H73ZM95 22H96V23H95ZM0 23H1V22H0ZM91 23H92V24L94 23V24H93V25H90ZM113 23H114V24H113ZM26 24H27V22H26ZM33 24H32V26H33ZM63 24H64V25H63ZM128 24H129V26H128ZM66 25L68 26V28H66V27H67ZM114 25H115L114 29H115V30H118L119 33L116 32V31L113 29V26H114ZM125 25H126V27L124 28L123 26H125ZM30 26H29V27H30ZM32 26H31V28H32ZM35 26H38V25H35ZM45 26H46V27H45ZM69 26H70V28H69ZM75 26H74V27H75ZM83 26H84V25H83ZM64 27H65V28H64ZM71 27H72V28H71ZM98 27H99V26H98ZM111 27H112V28H111ZM122 27H123V28H122ZM33 28H35V27H33ZM44 28H45V29H44ZM49 28H50V29H49ZM82 28L87 30L86 33H85V31H84ZM117 28H118V29H117ZM119 28H120V29H119ZM42 29H43V30H42ZM48 29H49V30H48ZM108 29H110L111 31L108 30ZM26 30H28V29L26 28ZM44 30H45V31H44ZM102 30H103V31H102ZM121 30H122V31H121ZM128 30H129V31H128ZM36 31H37L39 34H36V33H37ZM52 31H53L54 33H51ZM65 31H66V32H65ZM76 31H78V33H79V31H81L80 33L85 34V35H83L82 38H81V36L79 35L80 33L77 34ZM99 31L101 32V34H100ZM46 32H47V33H46ZM68 32H70V33H68ZM72 32H73V33H72ZM83 32H84V33H83ZM104 32H105V33H104ZM108 32H109V33H108ZM115 32L118 33V35L120 34V35H119V38H120V39H118V35H117ZM120 32H121V33H120ZM125 32H126V34H125ZM127 32H128V33H127ZM30 33H31L32 36H30ZM50 33H51V34H50ZM55 33H56V35H58V36H55V35H54ZM65 33H66V34H65ZM71 33H72L73 36L71 35ZM95 33H97V34H95ZM122 33L125 34V35L123 36ZM74 34H76V35H74ZM94 34H95V35H94ZM107 34H109V35H107ZM115 34H116V35H115ZM121 34H122V35H121ZM35 35H40V36H37V37H41L42 43H41V40H40V41H39V40L36 41V39H38V38H36V37H34V39L32 38V37L35 36ZM50 35H52V36H50ZM61 35H62V36H61ZM69 35H70V37H69ZM92 35H94V37H91ZM96 35H97V36H96ZM114 35H115L116 37H115ZM59 36H61V38H59ZM79 36H80V39L78 38ZM85 36H86V38H84ZM103 36H105L104 38H105L106 40L103 38ZM107 36H108V37H107ZM112 36H113V37H112ZM120 36H123L124 38H123V37H120ZM125 36H126V37H125ZM221 36L223 37V35H221ZM13 37H14V36L12 35V38H13ZM49 37H50V38H49ZM57 37H58V38H57ZM74 37H75L76 39L81 40V41L84 40V39H88V40H89L88 37H90L91 39L89 40L88 43H86V41L84 40V44H83V43H79V45L77 46V44H78L77 42H78V41H77L76 39H74ZM95 37H96V38L98 37L97 39H98L100 45H99V43H96V42H98V41H94V39L97 40ZM99 37H101V38H99ZM218 37H220V36H218ZM15 38H16V37H15ZM23 38H24V39H23ZM43 38H44V39H43ZM45 38H46V39H45ZM65 38H67V40H65ZM83 38H84V39H83ZM107 38H109V39L112 38V39L109 41V39H107ZM113 38H114V40H116V41H114ZM126 38H127V39H126ZM263 38H264V37H263ZM0 39H1V38H0ZM17 39H18V38H17ZM17 39H15V40H14V39L11 40V37H10V40H11L12 42H9V43L14 44L13 41L16 42ZM20 39H18V40H20ZM31 39L34 40V41L32 40L33 43H32V41H31ZM99 39L102 40V41L100 42ZM122 39H125V41L122 40ZM18 40H17L16 44H18V42L20 43V41H18ZM43 40L46 41L47 43L43 44V43H44ZM64 40H65V41H64ZM88 40H87V41H88ZM103 40H104V42H103ZM126 40H127V41H126ZM62 41H64V42H62ZM75 41H76V42H75ZM106 41H108V45H107ZM121 41L124 42L125 45H123V43H122ZM24 42L27 43V44H29V45H26ZM34 42H35V43H34ZM39 42H40V44H39ZM69 42H70V43H69ZM72 42H73V43H72ZM91 42H92V43H91ZM114 42H115V43H114ZM125 42H126V43L128 42V43L126 44ZM75 43H76V44H75ZM102 43H103V44H102ZM105 43H106V44H105ZM16 44L14 45L13 48H16V47H15ZM32 44H33V46H32ZM47 44H48L49 46H48ZM70 44L74 45V47H72V45H70ZM199 44H201V43H199ZM204 44L206 45V42H205V43L202 42L201 46L204 45ZM40 45H41V46L44 45V47H45V45H46V47H45L44 49H42V47H39ZM57 45H59V46L57 47ZM62 45H63V47L61 48L60 46H62ZM64 45L66 46V48H67V46H68V48H69V47H71V48H69V49L67 48L68 50L65 51V50H63V49H65V46H64ZM69 45H70V46H69ZM88 45H90V46H89V47H90V49H89L90 54H88V49H87V51H85V52H86V55H84V52H82V51L85 49V47H88ZM93 45H94V46H93ZM104 45H107V46H104ZM118 45H119V47L121 46L122 52L124 51V53L120 52L121 49L118 48ZM126 45H127V46H126ZM7 46H9V47H7ZM51 46H54V47L51 48ZM75 46H77V47L80 46V47H79V49H78V48L75 47ZM91 46H93V47H91ZM98 46H99V47H98ZM30 47H29V48H30ZM47 47H49L50 50L52 49L51 54H48V55H47V53H49V52L46 51V49H48ZM56 47H57V48L60 47V48L57 49ZM81 47H82V48H81ZM83 47H84V49H83ZM97 47H98V48H97ZM80 48L83 49V50L81 51ZM102 48H103L104 50H103ZM2 49H4L5 51H3ZM17 49H18V47H17ZM55 49H56V51H55ZM37 50H38V51H37ZM40 50H41V51H40ZM59 50H60V51H59ZM72 50H73V52H72ZM78 50L81 51L80 53L83 54V55H80V56H82V59H81V60L79 59V58H81V57L78 58V56H79L78 54H80V53H78ZM85 50H86V49H85ZM94 50H95L96 52H95ZM31 51H32V50H31ZM48 51H49V49H48ZM61 51H62V52H61ZM69 51H70V52H69ZM74 51H75V52H74ZM97 51H98V53H97ZM16 52H15V53H16ZM23 52H24V53H23ZM53 52L57 53V55H56L55 53H54V55L59 56V58H61V59H62L63 55H61L60 52H61L62 54H65V56L63 57L62 60L65 59L66 61L61 62V60H59L58 57H56V56L53 55ZM6 53H7V52H6ZM8 53H9V52H8ZM21 53H23V54H21ZM28 53H29V52H28ZM28 53H27V54H28ZM45 53H46V55H45ZM71 53H73V55H71ZM75 53H77V54H76L77 57L74 56ZM94 53H95V55H93ZM125 53H126V55H125ZM3 54L5 55L4 57H3ZM67 54H70V56H71L73 59L75 58V59L79 62V64L82 63V65H84L83 67H86V69L89 68L88 66L90 65V63H91L94 59L97 60L98 63L100 62L99 65H98V63L92 62V63L95 64V66L97 65V67H91L92 69H93V68H96L97 71L95 70V71H96V72H95V71L92 70L91 68H90L91 70L88 69V72L91 73V75H90V73L86 72V69H85V68H83V71L85 70V72H82L81 69H80V70L78 69V70H79V73H78V71H75L74 74H76V75H74V77H73V76H72V75H73V74H72V73H73L72 71L75 70V68H76L75 65H77L78 68H79L80 65L78 66V64H76V60L74 61L72 58H69L70 56L68 57ZM99 54L102 55V56H100ZM123 54H124L125 56H127V57H123V56H124ZM51 55H52L53 57H56V58H57V61H59V62L56 63V61H54L55 58L53 59ZM90 55H91V56H94V57L98 55L99 57H98V59H96L97 57H96V58L93 57V58H92V61H91V59H90V60H85V58H86V57H89ZM119 55H120V56H119ZM46 56H47V58L49 57V60H46V62L53 61V62H52L53 65L50 64V66H49V63L45 64V62H43V61H45V59H46L45 57H46ZM50 56H51V57H50ZM83 56H84L85 58H84ZM121 56H122V58H121ZM21 57H18V58L21 59ZM23 57H22V59H23ZM65 57H67V59H66ZM100 57H101V58H100ZM119 57H120L121 59H119ZM2 58H4V59H2ZM6 58H7V57H6ZM10 58H7L8 63L11 62V61H9ZM16 58H17V57H16ZM18 58H17L16 60H19ZM31 58H32V56H31ZM77 58H78L80 61H79ZM89 58H90V57H89ZM89 58H88V59H89ZM99 58H100V60H99ZM123 58H124V59H123ZM127 58H128V59H127ZM13 59H14V58H13ZM69 59H70V62H74V63H75V65H74V64H71L72 66H73V65L75 66V68H74V67L72 68V69H74V70H71V67H72V66H70V63H69V65H68L67 63L64 64L65 62H69ZM86 59H87V58H86ZM105 59H106V60H105ZM122 59H123V60H122ZM7 60H6V61H7ZM11 60H12V59H11ZM38 60H39V59H38ZM115 60L117 61V63H116ZM121 60H122V61H121ZM13 61H14V60H13ZM23 61H24V60H23ZM113 61H114L115 63H114ZM120 61H121V62H120ZM123 61H125V62H123ZM83 62H85V63L87 62V64H85V63H83ZM118 62H120L121 64L118 63ZM1 63H2V62H0V64H1ZM5 63H6V64H5ZM102 63H103L105 66H103ZM113 63H114V64H113ZM122 63H123V64H122ZM124 63H126V64H124ZM42 64H43V65H42ZM112 64H113V65H112ZM117 64H119V65H117ZM16 65H18V66H16ZM57 65H59V66H57ZM60 65H61V67H60ZM67 65L70 66V67H69L70 70H68L69 68L65 69ZM124 65H126V66H124ZM12 66H14V67H12ZM51 66H52V67L54 66L55 69L52 68ZM63 66H65V68H63ZM91 66H94V65H91ZM98 66H99V67H98ZM119 66H120V67H119ZM121 66H122V69H123V71H122L123 73H121V72L119 73V71L121 70ZM20 67H21V68H20ZM58 67H59V68H58ZM118 67H119V69H118ZM123 67L126 68V69H124ZM49 68H50L51 70H50ZM80 68H81V67H80ZM98 68H99V69H98ZM11 69H13L14 72H16V73H14L13 70H11ZM27 69H28V68H27ZM34 70H35V69H34ZM53 70H54V71H53ZM66 70L71 71V72H70L71 75H70V73H68ZM76 70H77V69H76ZM118 70H119V71H118ZM4 71H5V72H4ZM28 71H31V70H28ZM32 71H33V70H32ZM49 71H50V72H49ZM61 71H62V72L64 71L65 74L68 73V75L63 76V75H64V72H63L62 74L57 73V72H61ZM92 71H93V73L95 72L96 74H93ZM98 71H99V72H98ZM8 72H10V73L12 72V75L9 76L10 73L8 74ZM66 72H67V73H66ZM97 72H98V73H97ZM17 73H18V74H17ZM85 73H87L88 75L85 74ZM107 73H108V74H107ZM127 73H128V71H127ZM5 74H6V75H5ZM7 74H8V75H7ZM19 74H21L22 78L24 77L23 79H24L26 82H25V81L22 82V79H19V78H20V75H19ZM92 74H93V75H92ZM111 74H112V75H111ZM120 74L124 77V79H125L124 81H123V77H122V76L119 78L120 80L116 79V78H118V77L120 76ZM1 75H2V76H1ZM13 75L16 76V77H14ZM25 75H26V77H28V78H25ZM35 75H40V76H36L37 78H35ZM42 75H43V76H42ZM59 75H60V76H59ZM94 75H95V76H94ZM101 75H102L103 77H102ZM41 76L43 77V79H44V78L46 79V78L48 77V78H51V79L53 78V80H54L55 77H56V78L58 77V78H57V79H59L58 81L61 82L62 84H59V85H58V82H57L56 80H54L55 82H54L53 80H52L53 82L50 80L51 83H52V84H51L50 81L47 82V81L44 79V80H45L44 84H46V82L50 84V85L47 84V85H49V86H48V87H45V85H42V81H43V80H40L39 82H35V81H38V80H39L38 77L41 78ZM78 76H80V77H78ZM90 76H91V77H90ZM17 77H18V78H17ZM76 77H77V78H76ZM92 77H93V78H92ZM95 77H96V78H95ZM104 77H107V78H104ZM125 77H126V78H125ZM30 78H31V79H30ZM64 78H65V80H64L65 82L63 81ZM83 78H87V79H84V80H83ZM97 78H99V80H98ZM9 79H11V80H9ZM12 79H13L14 81H13ZM33 79H34L35 81H34ZM76 79H77V80H76ZM100 79H101V80H100ZM107 79H108L109 81H108ZM18 80H19V81H18ZM67 80H68V81H67ZM86 80H87L88 83L86 82ZM115 80H116V81H115ZM62 81H63L64 83H66L67 86H68V85H69V86H68V87H67V86H63L64 84H63ZM83 81H84V82H83ZM110 81H111V82H110ZM113 81L116 82V84H117V86L115 85L116 87L113 85V84H114ZM119 81H120V82H119ZM3 82H5V83L3 84ZM30 82H31V84L29 85ZM40 82H41V85H42V86L39 84ZM89 82H90V83H89ZM118 82L120 83V86H122V84L125 82V83L123 84V86L121 87V90L119 91V93H117L118 91L115 92V90L120 89V88H119L120 86H119V83H118ZM21 83H22V85H21ZM23 83H24V84H23ZM25 83L27 84L26 86H25ZM32 83H34V84H32ZM56 83H57V84H56ZM81 83H83V84L81 85ZM84 83H86V84H84ZM112 83H113V84H112ZM121 83H122V84H121ZM7 84H8V87H7ZM15 84H17V85H15ZM18 84H19V85H18ZM66 84H65V85H66ZM76 84H77V86H76ZM78 84H79V85H78ZM100 84H101V85H100ZM10 85H11V87H9ZM33 85H34V86H33ZM39 85H40L42 88H45V91H46L47 93H44V92H45L44 90H43V92H38L37 90L39 89L38 87H40ZM47 85H46V86H47ZM85 85H86V86H85ZM14 86H15L16 88H15ZM35 86H38V87L36 88ZM70 86H73V87H72L73 89H71ZM74 86H75V87H74ZM78 86H79V87L81 86L82 88L85 86V88H83V89L81 90V87L79 88ZM99 86H101V87H99ZM1 87H2L3 89H2ZM13 87L15 88V90L13 89ZM17 87H18V88H17ZM19 87H21V88H19ZM22 87H23V88H22ZM30 87H31V88H30ZM66 87H67V90H66ZM92 87H93V88H92ZM113 87H114V88H113ZM7 88H8V89H7ZM56 88H57V89H56ZM61 88H62V89H61ZM74 88H76V89H74ZM112 88H113V89H112ZM115 88H116V89H115ZM24 89L27 90V91L25 92ZM32 89H33L34 91H33ZM48 89H50V91H49ZM68 89H69V90H68ZM87 89H88V90H87ZM16 90H17V92H16ZM35 90H36V91H35ZM53 90H54V91H53ZM60 90H62L63 93H64V92L66 93V95H65L64 97H67V98H68L69 96H67V95H68V93H70V95L72 94V96H73V97L71 96V97L73 98L72 100H74V99H75V100L71 102V101H68V99H67V100H63V99L59 98V97H63V95H64V94H62V91H60ZM71 90H72V91H73V90H78V92H77V91L72 92ZM80 90H81V91H80ZM111 90H113V92H111ZM123 90H124V91H123ZM18 91H20L21 93H18ZM22 91H23L24 93H22ZM41 91H42V90H41ZM58 91H60L59 94H57ZM92 91H93V92H92ZM121 91H123L124 93H122ZM9 92H11V94H12V92H13V94L11 95V94H9ZM28 92H29V93H28ZM31 92H34V94H38V95H39V93H44V94L38 96V95H34V94H32ZM48 92L51 93V94H48ZM120 92H121V93H120ZM30 93H31V94H30ZM79 93H80V95H79ZM81 93H82V94H81ZM111 93L113 94V96H111V95H112ZM115 93H116V94H115ZM22 94H23V95H22ZM24 94H25V95H24ZM73 94H74V95L77 94V95H76V98H74V95H73ZM83 94H84V95H83ZM94 94H95V95L97 94L98 96L96 97ZM119 94H120V95H119ZM121 94H122V95H121ZM7 95H8V96H7ZM19 95H22V96H19ZM88 95H89V96H88ZM100 95H101L102 97H101ZM114 95H116V96H114ZM2 96H5V97H2ZM37 96H38V97H37ZM43 96H51V97H53V98H51V99H49V100H48L47 98L45 99L46 105H47V101H50V103H52L51 106H50L49 104H48L47 107L45 106V108H43L44 106H43L42 104L40 105L41 107L38 106V104L41 103V101H42L41 99H42ZM91 96H92V97H91ZM93 96H94V97H93ZM99 96L101 97L100 99L98 98ZM117 96H119V97L117 98ZM77 97H78L79 100L77 99ZM114 97H115V98H114ZM40 98H41V99H40ZM88 98H85V99H88ZM90 98H89V99H90ZM11 99H10V100H11ZM52 99H53V100H52ZM80 99H82V102L80 101ZM89 99H88V100H89ZM13 100H14V99H13ZM15 100H14L13 102H15ZM37 100H38V101H37ZM40 100H41V101H40ZM46 100H47V101H46ZM69 100H70V98H69ZM8 101H9V100H8ZM11 101H12V100H11ZM36 101H37V102H36ZM79 101H80V103H79ZM0 102H1V101H0ZM9 102H10V101H9ZM43 102H44V99H43ZM43 102H42V103H43ZM10 103H11V102H10ZM34 103H35V104H34ZM7 104H8V102H7ZM15 104H17V103H15ZM9 105H11V104H9ZM1 106L3 107V108L0 107L1 110L5 109V108L8 109V108L10 107V106H9L8 108H7V107L4 108V106L2 105V103H1ZM6 106H8V105H6ZM42 106H43V107H42ZM38 107L43 108V109L40 110V108L38 109ZM26 108H28V106H27ZM50 108H51V109H50ZM6 109H5V115H7V113H6ZM9 109H11V107H10ZM9 109H8V110H9ZM13 109H11V110H13ZM37 109H38V110H37ZM16 110H14V111H16ZM23 110H24V109H23ZM25 110H26V109H25ZM61 110L63 111V108H61ZM65 110H66V109H65ZM71 110H76V111H78L79 108H78V110H77V108H76V109H71ZM83 110H84V111H87V110H88V111H91V109H90V110H89V109H87V110H86V109H83ZM83 110H80V111H83ZM97 110H98V111H103L104 109H98V108H97L96 111H97ZM106 110H107V109H106ZM106 110H104V111H106ZM109 110H110V109H108L107 111H109ZM111 110L113 111V110H115V109H111ZM111 110H110V111H111ZM119 110H120V109H116L115 111H119ZM28 111H30V110H28ZM92 111H95V109H92ZM2 112H3V111H2ZM16 112H17V111H16ZM44 112H45V111H44ZM3 113H4V112H3ZM8 113H11V111L9 110ZM23 113H24L23 111H22V113L19 111V114L16 113L17 115L15 116V119H17V118H18L17 116H19L20 114H21V115H25V114H23ZM11 114L14 115L15 113H11ZM11 114H10V116H11ZM259 114H260V113H259ZM8 115H9V114H8ZM21 115L19 116L20 119H21ZM260 115H261L260 118L264 117V116H263L264 113H263V115H262V114H260ZM2 116H3V118H5L4 114H3ZM46 116H47V117H46ZM257 116H258V115H257ZM7 117H8V116H7ZM13 117H14V116H13ZM13 117H12V118H13ZM27 117H28V119H29V116H27ZM27 117H26L25 120H27ZM50 117H51V119H49ZM55 117H56V116H55ZM258 117H259V116H258ZM12 118H11V120L14 121ZM0 119H1V118H0ZM6 119H7V118H6ZM20 119H19V120H20ZM30 119H31V118H30ZM48 119H49L50 121H49ZM56 119H57V117L55 118V120H56ZM4 120H5V119H4ZM22 120L25 121V120H24V116H23ZM22 120H21V121H22ZM47 120H48V121H47ZM6 121H8L7 123H9V122L12 123V124L10 125L11 128H15L16 124H13V122L10 121L9 119L6 120ZM21 121H20V124L23 122V121H22V122H21ZM30 121H32V122L29 123V124L32 126L33 133H35V134L32 133L33 136L30 134V135H31V138L28 137V140H29V139L32 140L33 137H35V136H36V138H37V127H36V125L34 124L33 119L29 120V122H30ZM3 122H4V121H3ZM15 122H17V121H15ZM18 122H19V121H18ZM0 123H2V122H0ZM7 123L5 122V123L1 124V126H5V127H7V128L9 127V129H10V126H9V125L6 126ZM24 123H25V122H24ZM4 124H5V125H4ZM20 124H19V123L17 124V128H19V130L21 129V132L25 131V132H24L25 134L27 133V132H26L27 130H30V132H31V128H29L30 126H27L26 129H25V126H24V127H23L24 129H22L21 126H23V124H21V125H20ZM27 124H28V123H27ZM55 124H56L55 127H57V122H56V121H55ZM147 124H148V123H147ZM166 124H167V123H166ZM166 124H164V125H165V127L163 126L164 128L162 127L163 124H161V127H162L163 129H160V128H159L160 125L157 124L159 130H156L155 126L152 127V126L149 125V126H150V127H149V126H147L146 124H144V125L147 126V127L145 126V129H146V130H145V129H144V130H141V128H143L144 125H141V128H140L141 131L139 130V132H140L139 134L142 135V133L147 132V130L149 129L148 131H150L151 133H149L150 136L146 133V136H147V135L149 136V137L147 136V138L150 139V137H152L153 139H155V143L157 144V145H155V143L153 142V140L150 139L148 142L150 143V141H151V144H154V145H155L154 147H156V148L151 147L152 145H150L149 147H147L149 144H148L147 141H146V137H145V139H144V137H143V139H142V136H144L145 133H144L142 136H140V138H141L142 140H144L145 142H144V141H141V140H140V141H141L142 143L144 142V144L147 143V145H145V147H144L145 149L143 148V149H144V152L146 151L145 153H147V152H148L147 150H149V152L147 153V156H148V154L150 155V154H151V153H150V148H151L152 153H153V156H152V154H151V156L153 157V160H151V159H152L151 156H150V157L148 156V157H149L148 159H147L146 157L144 158V156H143L144 153H143V155H142L143 157H142L141 160L139 161V164H140L141 162H142V163H141V165H139V167L145 165L144 167H142L143 169L141 168V171L143 170L142 173H144L145 171L147 172L149 169H151V170H149V171L147 172L148 175L153 176L152 178H153V180L156 179V180H155L156 183H157V180H158L159 183H160V182H161L162 184L164 183L163 186H162V184L160 183V184H161V188L163 187L162 189H163L164 191L161 190L160 185H159L158 183H157V184H158V186H157V184L155 183V181L152 180L151 177H149V176L146 177V175H147L146 172L144 173L145 175H143L142 173H140V174H141V178H140V180L143 181V180H144V177H145L146 180H149V182H150V181H151V182L153 181L152 183H153V184L155 183L154 185H152V183L149 184L148 181H146L147 183L145 182V180H144V182L141 181V183H144V184H142V185H143V188H144V187L146 188V186L148 185V189L150 190V189L152 188V190H153V192H152L153 194H152V193H150V191H149L148 189L145 190V188H144V190L147 191L146 194H145L146 196H147L148 193H150V194H148V195H149L148 197L144 196V198L146 197V198H145L146 201H144V202H146V203H143V204L141 203V202H143V200H145V199H141V198H143V195H144L143 192H144V190H143V189H140V188L142 187V186L140 185V184H141V183H140L139 185H140L141 187H140V186H136V187H137L138 189H140V191L143 190V192H142V191L140 192L139 190H136L137 188H135V187H134L135 189L133 188L134 190H133V189H130V190H129V194H128L127 192H124L125 195H127V194H128V195H131V191L134 192V193H135V192H136V193H137V192L139 193V195H138V194H133V193H132L133 196H130L131 198L134 199V200L132 201V203H133V204H132V205H133L132 207H131V205H130L131 203L128 204V206H127V203H128V202H131V200H132L130 197L127 198L128 195L125 197V195L122 194V195L124 196V199H125V200L122 199V197H121V198H120L119 196L117 197L118 200H117V199H116V200H117L118 202L121 201V203L123 204L122 207H123V206L125 207V208L122 209V207L120 208V205H119V204H116V203H115L116 205H119L118 208L121 210V213H120L119 217L117 216V214L119 213V212H118V211H119L118 209L115 208V210H114V212H113V207H112V208L108 207V208L110 209L109 213H111V214L114 213V214H115V213L118 212V213L115 215V217H114L115 220H114V219H110V221L108 220V219L110 218V216L112 217L113 214L109 216V213H108L107 211L105 212V215H104V213L101 212L102 216L104 215V216H103V219H104V220L106 219L107 222L109 221V222H111L113 225H114V224L116 225L117 223L120 225V226H119L120 229H118V228L115 229L116 231H118L119 236H121L119 231H121V234H124V233H125V231H123L124 229H122V228H124V225H125L124 220H125V221H126L127 219L130 220L133 216H134L135 218H137V220H139V218H140V219H141L140 222H142V223H145V221L148 220L149 222L146 221L147 225H148V223H149V225H151L152 223H157V224H159L160 222H162V220L164 219V217L167 216V218H168L169 215H170V214H169L170 211L167 212L168 209H169V210L172 209V211H173V209H174V207H175V205L173 206V204H176V205H177L178 202L180 203V200H179L177 203H175V202L173 201V200H174V196H173V200H172V199H169L168 196H170V197H172V196H171V194L169 195L168 193L172 192L173 190H174L173 192H177V193H178V195L176 194V196L179 197L178 199H183V197H185V199H183V202H184L185 200H187L186 195L183 193V194L185 195V196H184V195L182 194V192H179L178 187H175V186H177V185H175L176 183L174 182V180H175V179H174V173L171 174V175H172V176H171L170 173L168 172L170 166L176 163V162H174V161H173L174 163H172L170 160H171V159L174 160L172 155H174V154L177 153V152H171V153H174V154L171 155V153L168 152L170 147H168V150H167V146H166V145H169V144L171 143V144L169 145V146H171L172 143H173L172 140L175 141L174 138H175V139H178V137L181 138V139H180V138H179V139L181 140L180 142H182L183 136H185V135H186L187 140L190 141V143H192L193 140H194L196 137H197V138H198V137H199V138H202V137H201V136H198V135L195 133V130H194V132H192V131H191V132H192V133H195L197 136H193L194 134L192 135V133H191V134H187V132H188V131L190 132V130H178V129H177V132H176L177 134L175 135V137H172V138H171V134H170L169 132H170L172 129L169 127V128L171 129V130H170V129L168 128V126H171V127L173 128V125H172V124H168V125H166ZM90 125H91V124H89V126H87V127H88V130H89V127H92V126L96 128L95 124H92V126H90ZM151 125H155V124H151ZM157 125H156V127H157ZM1 126H0V127H1ZM101 126H102V127H101ZM101 126L99 127L100 129H99L98 127H97V129H95L96 132H98V131L100 130V131H102V132H101V134H102V133H104V132L108 133L109 131H111V130H109V131L106 130V129H107L106 124H105V125H101ZM136 126H138V125H135V126H133V127H136ZM178 126H179V124H176V127H177V128H179ZM81 127H82V126H81ZM93 127H92V128H93ZM139 127H140V126H139ZM151 127H152V128H155V129H153V131L155 130L153 133H155V132L158 131L157 134L160 135V138H157L159 135L156 137L157 134H155V136L153 135ZM182 127H183V126H182ZM186 127H187V126H186ZM186 127H185V128H186ZM189 127H190V126H189ZM191 127L193 128V126H191ZM17 128H16V129H17ZM78 128H79V127H78ZM85 128H86V127H85ZM92 128H90V129H91V131L93 132V131H94V128H93V129H92ZM180 128H181V126H180ZM187 128H188V127H187ZM1 129H4V127H1ZM9 129H8V131H5V130H1V131L7 133V132H9V131L12 130V129H11V130H9ZM79 129H80V130H79ZM79 129H78L79 132H81L82 130H83V131H86L85 133L88 132L87 129H86V130L81 129V128H79ZM108 129H111V128H108ZM136 129H138V127H136ZM136 129L134 128V130H136ZM168 129H169V130H168ZM19 130L17 129L16 132H18ZM105 130H106V131H105ZM174 130H175V129L173 128V130L171 131V133H172V132H175ZM91 131H89V133H90ZM103 131H104V132H103ZM107 131H108V132H107ZM21 132H18V133H19V134H22ZM94 132H95V131H94ZM114 132H115V131H113L112 133H114ZM117 132H118V131H117ZM132 132H133V131H131L130 133H132ZM135 132H136V131H134V136L137 135L138 131H137V133H135ZM162 132H165V133L163 134ZM196 132L198 133V130H196ZM81 133H82V132H81ZM99 133H100V132H99ZM109 133H111V132H109ZM109 133H108V134H109ZM112 133H111V134H112ZM161 133H162L164 136H166L169 140H168L167 138L163 137V135H162ZM168 133L170 134V138H169ZM178 133H180V134H178ZM181 133H182V134H181ZM185 133H186V134H185ZM10 134H11V132H10ZM12 134L14 135V134H15V131H13ZM28 134H29V133H28ZM139 134H138V135H139ZM165 134H166V135H165ZM198 134H199V133H198ZM13 135H12L11 137H13ZM16 135H18V134H16ZM16 135H15V137H16ZM34 135H35V136H34ZM109 135H110V134H109ZM138 135H137V137H139ZM152 135H153V136H152ZM179 135H181L182 137L179 136ZM191 135H192V136H191ZM23 136H24V138H25V137L27 138V136H29V135H27V136L23 135ZM130 136L132 137L133 134H130ZM173 136H174V135H173ZM177 136H178V137H177ZM190 136H191V138H194V137H195V138L191 141ZM9 137H10V136H9ZM11 137H10V138H11ZM155 137L157 138V140H156ZM162 137H163V138H162ZM18 138H20V137L18 136ZM26 138H25V139H26ZM101 138H103V136H101ZM133 138H134V137H133ZM135 138H136V136H135ZM140 138H139V139H140ZM161 138H162L164 141L167 139V140H166V141H167L166 143H168L169 141H171V142H169V144H166V143L163 142V143L165 144L166 148H165L164 144L161 142V141H162ZM199 138H198V139H199ZM78 139H79V138H78ZM78 139H77V140H78ZM158 139H159V141H158ZM184 139H185V138H184ZM12 140H14V138H13ZM28 140H26V141H28ZM29 141H30V140H29ZM56 141H57V140H56ZM56 141H55L54 166H52V167H53V168H56V169H58V170L55 169L56 172H53L54 169L51 170V171H52V173H51V174H52V176H51V181H53V180L55 181V179H56L55 177L57 176V179H58V175H61L60 173H58V172H59V160H58V156H57V147H56V146H57V142H56ZM183 141H185V140H183ZM198 141H200V139H199ZM198 141L195 140V142H193V143L196 144ZM15 142H16V143H17V142L19 143V141H18L17 139H16ZM15 142H14V143H15ZM32 142H34V139H33V141H31V143H32ZM78 142H79V140H78ZM78 142L76 143V145H77V146L79 147V149L81 150L82 147H83V146H81L82 144H80V143H81V139H80V143H79V145H78ZM141 142H137V143H141ZM157 142H160L161 144H160V143H157ZM175 142H176V143H175ZM175 142H174L173 145H178V144H177V140H176ZM201 142H202V141H201ZM0 143H1V139H0ZM16 143H15V144H16ZM20 143H21V141H20ZM20 143L17 144V146L20 145ZM25 143H26V144H25ZM31 143H30V144H31ZM102 143L104 144L105 149H108V148H109V149H113V148H115V147L112 148V146H111V147L108 146L106 143H104V141H103ZM102 143H101V144H102ZM183 143H184V142H183ZM183 143H182V144H183ZM186 143H188V142L186 141ZM193 143H192V144H193ZM198 143H199V142H198ZM198 143H197V144H198ZM15 144L13 145V146H14L13 148H15ZM22 144H23V145H24V144L27 145L28 143L25 142V141H23ZM32 144H34V143H32ZM36 144H37V141H36ZM103 144H102V145H103ZM158 144H159V145H158ZM162 144H163V147L161 146ZM195 144H194V146H196ZM200 144H201V143H200ZM200 144H198V145H200ZM173 145H172L171 147H172L173 149L176 147V149L178 150V148H180V146H181V143H180V145H178L179 147H178V146H173ZM184 145H186V144H184ZM0 146H1V145H0ZM17 146H16V148H18V147L20 148V147H21V145L18 146V147H17ZM27 146H28V145H27ZM27 146H26V147H27ZM31 146H32V145H30V147H31ZM80 146H81V147H80ZM104 146H103V147L101 146V147H99V148H100V149H102V148L104 149ZM106 146H107L108 148H106ZM24 147H25V146H24ZM26 147H25V148H26ZM32 147H33V148H37V146H32ZM78 147H77V148H78ZM157 147H160V149L157 148ZM181 147H184V146H181ZM187 147L190 148V149H188ZM1 148H2V146H1ZM33 148H31V150H30V148H29L30 151L28 152V155L30 154V155L33 156V154H32V153H33V151H32ZM136 148H139V147H136ZM136 148H135V149H132V150H137ZM172 148H171L172 151H175V150H176V149L173 150ZM184 148L187 149V153H188L189 150H190L189 153H193V152L191 151V150H192L191 148H193V146H191V144H189L188 146H186V147H184ZM184 148H183V149H184ZM27 149H28V147H27L25 150H27ZM83 149H84V148H83ZM139 149H140V148H139ZM143 149H140V150H143ZM158 149H159V150H158ZM161 149H163V150L161 151ZM194 149H195V148H194ZM194 149H193V150H194ZM12 150H14L13 152H15V149H12ZM21 150H22V149H21ZM21 150H19V151L22 152ZM23 150H24V149H23ZM34 150H36V149H34ZM98 150H99V149H98ZM157 150H158V152H157ZM180 150H181V148H180ZM195 150H197V151L201 150V152H202V147L196 146V149H195ZM9 151L11 152V149H10ZM9 151H8V153H9ZM19 151H18V152H19ZM105 151H106V150H105ZM154 151H155V152H154ZM184 151H185V149H184ZM184 151H183V152H184ZM197 151H196V155H197V156H195V154H194V156L196 157V159H197V157H198L199 159H197V160L201 161V160H202V159H201L202 156H201V154H197ZM1 152H2V150L0 151V153H1ZM13 152H12V154H11V156L13 157V160H12V161H14V158H15L16 156H20V157H21V155H19L20 153H19V154H18V153L16 154L17 151H16L15 153H13ZM25 152H27V151H25ZM31 152H32V153H31ZM156 152H157V153H156ZM162 152H166V153L168 152V153H167V154H168V157L166 156L165 153H162ZM179 152H180V155H181V151H179ZM22 153H23V152H22ZM160 153H162L163 155L165 154V156H166V158H167L166 160H168V162L164 159V158H165L164 156L161 157V154H160ZM189 153H188V155H187L186 153H183V154H186L187 156H189ZM194 153H195V151H194ZM199 153H200V152H199ZM13 154H16V156L13 155ZM26 154H27V153H26ZM156 154H157L158 157L156 156ZM178 154H179V153H178ZM9 155H10V154H9ZM9 155H8V156H9ZM28 155H27V156H28ZM30 155H29V156H30ZM159 155H160V157H161V162H159L160 164L157 163V164H159V165H156V164L154 163V161H157V162H158V158H160ZM175 155H176V154H175ZM191 155H192V154H191ZM1 156H2V154L0 155V159L3 157V156H2V157H1ZM14 156H15V157H14ZM23 156H25V155H23ZM27 156H26V157H27ZM32 156H30V158H29L30 160H31V157H32ZM145 156H146V155H145ZM155 156H156V157H155ZM170 156H171L172 158H171ZM192 156H193V155H192ZM192 156H191V157H192ZM194 156H193L192 158H194ZM200 156H201V158H200ZM34 157H35V156H33V158H34ZM154 157H155V158H154ZM175 157H176V156H174V158H175ZM177 157H178V156H177ZM177 157H176V159H177ZM179 157H180V156H179ZM179 157H178V158H179ZM143 158H144V159H143ZM156 158H157V159H156ZM162 158H163V159H162ZM169 158H171V159H169ZM184 158H185V157H184ZM187 158H188V157H187ZM187 158H186V159H187ZM228 158L230 159L229 156H228ZM3 159L7 160V159H11V158H9V157H8V158H2V159H1V162H2V163L0 162V164H5V163H3V162H5ZM24 159H25V158H24ZM29 159H28V160H29ZM44 159H45V158H44ZM145 159H146L147 161H146ZM154 159H156V160H154ZM179 159L181 160V157H180ZM16 160H17V159H16ZM16 160H15V161H16ZM28 160H27V161H28ZM45 160H46V159H45ZM51 160H52V158H51ZM163 160H165L166 162L164 161L165 163H162ZM232 160H233V159H231V161H232ZM7 161H8V162H7ZM7 161H6V162L9 163V160H7ZM10 161H11V160H10ZM15 161H14V162H15ZM32 161H33V159H32ZM32 161H30V162L33 163ZM55 161H56V162H55ZM143 161H144V162H143ZM159 161H160V160H159ZM175 161H176V160H175ZM181 161H182V160H181ZM184 161H186V160L184 159L182 162H184ZM194 161H195V160H194ZM202 161H203V160H202ZM14 162H13V164L11 163L12 166H10V164H8L9 166L6 164L7 166H5V167H3V168L1 167V168H0V171L2 170V171L5 172L4 174H7V173H6L7 170H8V171L12 170V172H13V174H14V173H15V170H18V169L21 170L22 167L26 166V164L29 163V161H28V163H23V162H26V159L23 160V158H21L20 161H19V160L17 161V164H18V162H19V163L22 162V163H20V164H18V165H14V164L16 163V162H15V163H14ZM178 162H179V161L177 160V163H178ZM182 162H181V163H182ZM192 162H193V160H192ZM196 162H197V161H196ZM232 162H233V161H232ZM31 163H30V165H31ZM144 163L147 164V166H148V170L145 169V168H146V164H144ZM166 163H168L170 166L167 165ZM170 163H171V164H170ZM181 163H180V164H181ZM200 163H201V162H200ZM203 163H205V162H203ZM21 164H22L23 166H22ZM35 164H36V163L34 162V164H33L32 166L36 167ZM45 164H46V162H44V165H45ZM154 164H155V166H153ZM162 164H163V165L166 164L167 166H169V167L167 168L166 165H165V168L167 169V172H166V169L163 168L164 166H163ZM178 164H179V163H178ZM197 164H198V162H197ZM44 165H42L41 168H43ZM149 165H150V167H149ZM194 165L196 166V163H194ZM203 165H204V164H203ZM211 165H212V164H211ZM228 165H229V162H228V164H227V167H228ZM231 165H232V164L230 163L229 166L231 167ZM13 166H15V167L13 168ZM156 166H157V167H156ZM160 166H161V168L158 169V167H160ZM195 166H194V167H195ZM197 166H198V165H197ZM212 166H213V165H212ZM212 166H211V167H212ZM232 166H233V165H232ZM28 167H29V166H28ZM57 167H58V168H57ZM201 167H202V169H203V170L201 169L202 172H203V171H204V167L202 166V164H201ZM201 167H200V168H201ZM211 167H210V168H211ZM263 167H264V165H263ZM9 168H11V169H9ZM29 168H30V167H29ZM79 168H80V162H78V159H77V167H76V169H79ZM152 168H155V170H153ZM196 168H197V167H196ZM213 168H214V167H213ZM231 168H232V167H231ZM231 168H228V171L232 170ZM6 169H7V170H6ZM14 169H15V170H14ZM26 169H27V167L25 168V170H26ZM35 169H37V168H35ZM51 169H52V168H51ZM139 169H140V168H139ZM157 169H158V170H157ZM20 170H19V173L21 172ZM33 170H34V168L32 169V171H30V170L28 169V170L25 171V172L30 171L29 173H33V172H34ZM42 170H44V172H45V171H46V172H45V175L42 176V177H44L45 179L43 180V178H42L43 181H42V184H41V185H42V190H43L42 192H43V194L40 193V195H42V196L40 197V198L42 199L41 204H38V202L36 201V200H37L36 198H38V197L40 196V195H39L38 197H36L39 193L35 195L34 192H32V191L30 192L31 194L33 193V195H31V197H32V196L36 197V198L32 197L33 199L30 198V199H32V200L35 199V202H34V201H32V202L35 203L36 205H35V204H33V205L31 204V205H32V207L35 206L33 209H34V210L37 209L36 211H33L32 208H30V210H29V207H28V206H30L29 204L32 203V202H31L30 199H28L29 197H28V198H25L27 195L25 196V193H24V192H19V191H22V190H21L22 188H21L20 190H16V191H18V193L23 197V199H22V197L18 198L19 196H17V199H15V198H14V199H15L16 201L19 200V199H20V201L23 200V202H26V201H27V202H29V204H28V203H27V204L25 203L26 206H27V208H28V209H26L25 204H23L24 207H22L23 205H21V204H20L21 202H19L20 206L17 204L18 207H20L19 209L17 208L18 211H17L16 207H12V206H15V205H11V201H9L11 198L9 199V196H6V197H5V196L3 195L4 193H5V195H7L6 193H8V195H11V193L14 192V191H12L11 193L7 192V189L9 188L7 185L5 186V187H7V189L4 190L5 192H4L3 194H2V192H3L2 189L0 190L1 195H3L5 198L9 199V200H6V202L9 201V202H10V203H9V204H10V207L12 208L11 210H8V209H10V207L6 206V205H8V202H7V204L5 203V204H4V207H3V204H1V202H3V201H0V205H2V206H0V213L2 212V214H3V212H7V216H6V215H1V214H0V216H3L2 218H4V217H8V216H9V217L5 220V222H7V221H8V222H7L6 224L3 223V225H6V226H3V227H7V228H8L7 230L10 229L8 232L13 234V235H12V234H9V233L7 232V234H9V235H8V236L4 235L3 232L5 231V234H6V231H7V230H4V229L2 228V226L0 227L1 230L3 231V232L0 233V234H1L2 236L4 235V236L6 237V238L4 237L5 240L8 238L6 241H4V238L0 235V239L3 238V239H2L3 242H4L3 244H6L7 242H9V244H8V243L6 244V245H9V247L7 248L6 245H5V246H3V244L1 245V242H2V241H0V245H1L3 248H7V249H20V248H18V247H21V245H23V244H21V242H19L18 240L23 239L22 237H24V239H23L24 241L29 242V243H28V247H26V246H27V244H26V246H25L26 248H29V247L31 248V247H32L33 245H35V244H36V245L38 244V247H40L41 244H42L41 241H44L45 239H47V238L50 236L49 234H51V233L53 234L52 227H51V223H50V218H52V214L50 213V208H51V207H48V205H49V204H48V196H47V194H48V193H47L48 189H46V187H44V185H43L47 180H48V182H49L50 180L47 178V174H46V173H47V168L45 167V169H42ZM159 170H161V172L163 171L164 173L161 174L160 172H158ZM197 170H198V169H197ZM199 170H200V169H199ZM211 170H212V168H211ZM155 171H157V172H155ZM170 171L172 172L171 168H170ZM212 171L215 172V170H212ZM212 171H211V173H209L210 170H209V172H208L209 175L211 174V177L214 176V174H215V173L213 172V175H212ZM22 172H24V170H23ZM151 172H152V173H151ZM153 172H154V173H153ZM230 172H233V171H230ZM263 172H264V168H262V172H261L262 175H263V178H264V174H263ZM35 173H36V175H37V174H39L40 172H38V171L36 172V171H35ZM35 173H33V175H34V179H33V180H34V181L36 180ZM42 173H43V171H42ZM55 173H56V174H55ZM76 173H78V172H76ZM196 173H197V172H196ZM200 173H201V171H200ZM203 173H204V172H203ZM13 174L9 173V174L5 175L4 177H2L1 179H3V178L7 179V176L10 177V176H13ZM16 174L18 175V172H17V171H16ZM27 174H28V173H27ZM53 174H54V175H53ZM156 174L159 175L157 178H156V176H157ZM168 174H169L174 180L171 179V178L169 179L168 177H170V176H168ZM198 174H199V173H198ZM198 174H197V175H198ZM2 175H3V172H2V174H0V177H1ZM19 175H20V176H17V177H18V178H17V181H18L19 177H21L22 173L19 174ZM24 175H25V173L23 174V178H22V180L26 177V175H25V177H24ZM28 175H29V176H28L29 179L31 180L30 177H33V175H32V174H31V176H30V174H28ZM55 175H56V176H55ZM165 175H166L167 177H166ZM200 175H201V174H200ZM204 175H205V173H204ZM204 175H203V176H204ZM206 175H207V174H206ZM45 176H46V177H45ZM54 176H55V177H54ZM142 176H144V177L142 178ZM207 176H208V175H207ZM231 176H233V174H232V175L227 174L226 177L229 179ZM148 177H149L151 180H150V179H147ZM154 177H155V178H154ZM164 177H165V178H168L169 180H172V183H173L172 186H174L175 188L172 187V186H171L172 183L170 184L169 181H168V179H165ZM197 177H198V176H197ZM204 177H205V176H204ZM214 177H215V176H214ZM10 178H11V177H10ZM26 178H27V177H26ZM159 178H160V179H159ZM201 178H202V176H201ZM201 178H199V180H200ZM207 178L209 179V177H207ZM1 179H0V180H1ZM5 179H4V180H5ZM13 179H15V177H14ZM29 179L27 178V179H24L23 181L28 180V182L26 181V183L29 184V183H30V182H29V181H30ZM46 179H47V180H46ZM57 179H56V180H57ZM164 179H165L166 181H165ZM197 179H198V178H197ZM202 179L204 180V178H202ZM231 179H232V178H231ZM231 179L229 180L230 182H231ZM19 180H21V179H19ZM33 180H32V182H33ZM162 180H163V181H162ZM199 180H196V181L199 182ZM203 180H202V183H203V186H204L205 184H204ZM210 180H211V179H210ZM23 181H22V182H21V181H18V182H20V186H21V184H23L22 186H24V187H25V186H27V187H28V186H31V189H32L34 186H36L37 184H38V186H36V187L39 188V187L41 186V185H40L41 182H40V183H38V182H37V183H36V182H33V183H34V186H32L31 184H30V185H24ZM51 181H50V183H52V184L48 185V184L45 183V185L48 186V187H51V185H52L51 188H52V190H54V200H55V202H56L57 199H58V197L55 199V197H56V193H57V196H58V194L61 192V186H60V188H57V187H59V184H56V181H55V182H54V181L51 182ZM204 181H205L206 183H209V182H207V180H204ZM208 181H209V180H208ZM226 181H227V180H226ZM2 182H3V181H2ZM14 182H15V181H14ZM48 182H47V183H48ZM198 182H197V183H198ZM211 182H212V180H211ZM211 182H210V184H211ZM4 183H5V182H4ZM8 183L11 185L13 182L11 183V181L8 180ZM15 183H16V182H15ZM15 183H14V184H15ZM26 183H25V184H26ZM57 183H58V182H57ZM194 183H196V182H194ZM213 183H215V185H216L217 181H215V182H213ZM221 183H222V182H220L219 185H220ZM226 183H227V182H226ZM1 184H3V183L0 182V186H1ZM6 184H7V182H6ZM18 184H19V183H18ZM35 184H36V185H35ZM198 184H199V183H198ZM200 184H201V181H200ZM200 184H199L198 186H200ZM210 184H208V185L206 184V185L209 187ZM230 184H231V183H230ZM16 185H17V184H16ZM56 185H57V187H56ZM76 185H77V186H76ZM144 185H146V186H144ZM164 185H167L168 187H170V188H167V189H170V191L167 190L166 188L164 189ZM201 185H202V184H201ZM211 185H213V186H211ZM211 185H210L211 189L208 190L209 193H208V192H203V191H201V190L197 187V185H194L195 187H197V189H194V188H193V191L195 190V191H194L195 193H197V192L199 191V193H201V194H195V193L193 192V194H192V196H191V199H190V200L188 199L190 202H189V201H186V203H189V204H187L188 206H187V205H184L185 202H184V203L181 202V203L185 206V208H186V207L188 208V209L186 210V209H184V206H183V209H182V207H181V209L184 210V212L189 210V212H186L188 215H186V213H185L186 216H189V218H190V217H192V216L194 215V211H193V206H194V205H193V200H194L195 198H196V199H197V198L202 199V198H205V197H207V198H209V199L211 198L212 201L209 200V202H208V199L206 198V199H207V203L209 204V203L211 202V203H214V204L217 205V203H218V201H217V200H218V199H217L218 193L216 194L215 191L218 190V187H217V185H216L215 188H214L213 190H215L216 188H217V189L213 192V191H212V187H214V184H211ZM221 185H223V184H221ZM228 185H229V182H228ZM232 185H233V181H232ZM53 186H54V187H53ZM150 186H151V187H150ZM152 186H153V187H152ZM154 186H155V187H154ZM167 186H166V187H167ZM223 186H224V185H223ZM1 187H2V186H1ZM1 187H0V188H1ZM5 187H4V188H5ZM10 187H11V186H10ZM36 187H34V188H36ZM43 187H44V189H43ZM74 187H75V188H74ZM74 187H73V190H74L75 201H76L77 204H78V202H80L79 200H80V196H81V191H80V190H81V180H80V177H79V176H76V178H75V184H74ZM201 187H202V186H201ZM201 187H200V188H201ZM219 187H220V186H219ZM221 187H222V186H221ZM221 187H220L219 189H220V191H221V193H222L223 190H221V189L224 188V187H222V188H221ZM225 187H226V189H227V186H225ZM228 187H229V186H228ZM2 188H3V187H2ZM12 188H13V187H12ZM12 188H11V189H12ZM17 188H18V187H17ZM19 188H20V187H19ZM19 188H18V189H19ZM38 188H37V190H38ZM40 188H41V187H40ZM56 188H57V190H56ZM153 188H154V189H153ZM155 188H156V190H155ZM159 188H160V189H159ZM205 188H206V187H205ZM78 189H79V190H78ZM172 189H173V190H172ZM175 189H176V190H175ZM201 189H203V187H202ZM230 189H231V187H230ZM230 189L228 188V190H230ZM232 189H233V188H232ZM8 190L10 191V189H8ZM26 190H27V188H26ZM32 190H33V189H32ZM34 190H35V189H34ZM39 190H41V189H39ZM44 190H45V191H44ZM46 190H47V191H46ZM58 190H59V191H58ZM76 190H77V191H76ZM152 190H151V191H152ZM154 190L156 191V193H154V192H155ZM160 190H161L162 192H164V194L161 193V194L158 196V195H157V191L160 193ZM166 190H167V191H166ZM171 190H172V191H171ZM1 191H2V192H1ZM23 191H24V190H23ZM28 191H29V189H28ZM35 191H36V190H35ZM55 191H56V193H55ZM57 191H58V192H57ZM127 191H128V190H127ZM204 191H206V190H204ZM37 192H39V191H37ZM167 192H168V193H167ZM184 192H185V191H184ZM217 192H218V191H217ZM225 192H226V191H225ZM227 192H228V191H227ZM230 192H233V190H230ZM18 193H16V195H17ZM23 193H24V194H23ZM140 193H142L143 195H142V194L140 195ZM144 193H145V192H144ZM159 193H158V194H159ZM203 193H205V194L203 195ZM19 194H18V195H19ZM26 194H27V193H26ZM154 194H156L157 197H156V195H154ZM165 194H167V197H168V198H166V195H165ZM174 194H175V193H174ZM212 194H213V195H212ZM1 195H0V197H1ZM12 195H13V194H12ZM16 195H15V196H16ZM28 195H30L29 192H28ZM134 195H136V196H134ZM153 195H154L153 198H154L155 201L153 200V198H152V199L150 198V196H153ZM161 195H162V197H163V195H165L166 200H165V198H162ZM172 195H173V194H172ZM229 195H230V196H229ZM232 195H233V194H232ZM252 195H253V194H252ZM3 196H2V198H3ZM138 196H139V197H138ZM182 196H183V197H182ZM220 196H221V195H220ZM253 196H254V195H253ZM134 197H136V198H134ZM232 197H233V196H231V193H230V194H229V193L224 194L223 202H224V203L227 202L225 205H227V208H229V209L227 210V209L224 207V208H225L224 210L229 211V212H230L229 216L231 217V215H232V219H233V214H231V213H233V199H232ZM2 198H0V199H2ZM12 198H13V197H12ZM40 198H38V199H40ZM43 198H44V199H43ZM115 198H116V197H115ZM115 198H114V200H115ZM129 198H130V200H128ZM137 198H138V199H137ZM156 198H157V199H156ZM158 198H159V199H158ZM175 198H176V197H175ZM192 198H193V199H192ZM14 199H13L12 203H13V204H16L17 202H16ZM24 199H25V201H24ZM126 199H127V200H126ZM147 199H149V201H148ZM167 199H168V201H167ZM206 199H205V201H206ZM225 199H226V200H225ZM231 199H232V200H231ZM4 200H5V199H4ZM28 200H30V201H28ZM116 200H115V201H116ZM150 200H153L154 202H153V201L150 202ZM160 200H161V201H160ZM162 200H163V201H162ZM164 200H165V201H164ZM171 200H172L173 202L170 203ZM176 200H177V198H176ZM258 200H259V202H261L259 198H257L256 196H254V197H253V200L249 201V202H251V203H249V207L251 206V210H254V211L251 212L252 215H255V214L258 215V213H257L258 211H261V212L263 211L262 214L259 212V214H261V216L263 217V218H262V217L259 216L262 220L259 219L258 217H255V216H257V215L253 216V218H252V216H250V211H251V210H250V209H249L250 211L248 210V206L242 208V209L245 210L244 213H246V214L244 215L245 217L243 216L242 218H243V219L245 218V220H247V223H248V224L251 223V222H253V221H255V218H258V219H259V222L261 221L260 223H264V207H263V210H261V208H260V210L258 209V207H260V204H261V203L258 202ZM38 201H39V200H38ZM126 201H127V203H126ZM140 201H141V202H140ZM147 201H148V202H147ZM221 201H222V198H221V200H220V204H222ZM228 201H230V204L228 203ZM118 202H117V203H118ZM138 202H139V203H138ZM168 202H169L170 204H169ZM194 202H195V201H194ZM197 202H198V201H197ZM231 202H232V203H231ZM3 203H4V202H3ZM136 203H137V204H136ZM149 203H150V204H149ZM152 203H154V204H152ZM157 203H158V204H157ZM160 203H161V204H160ZM181 203H180V205H181ZM186 203H185V204H186ZM199 203H200V204H198V203L196 204V202L194 203V204L197 206V207L194 206V210H196L197 212L203 213V211H206V210H207V208L205 207L204 204H203V205H204V207L206 208V209L204 208L205 210H204V209H203V210L198 209V210H199V211H198L196 208H201V207L203 206V205H201V204H202V203H205V202H203V199H202V201L199 200ZM262 203H263V202H262ZM55 204L57 205V202H56ZM134 204H136V205H135L136 207L134 206ZM138 204H139V205H138ZM140 204H142V205H140ZM144 204H145V205H144ZM146 204H147V206H148V204H149L148 207H149L150 209H149L148 207L146 208ZM155 204H156V205H155ZM164 204H165V205H164ZM205 204H206V203H205ZM220 204H218V205L221 207ZM56 205H55V207H57ZM129 205H130V206H129ZM153 205H155V206L152 207ZM159 205H162V206H160V208L162 207L161 209H162V210H165L168 214H166V212H165V214H163L164 212H162V214H163L164 216L162 215V216L160 217V219L157 218V219L154 220L155 222H152V220H151L150 217L148 216V215H149L148 213H149V212H151V213L156 212V213H154V214H158L159 211H160V210H159V209H160V208H159ZM180 205H179V207H180ZM192 205H193V206H192ZM198 205H200V206H198ZM225 205H224V206H225ZM258 205H259V206H258ZM140 206H141V207H140ZM143 206H144V207H143ZM150 206H151V207H150ZM164 206H165V208L167 207L168 209L166 210V209L164 208ZM219 206H215V207L218 209ZM228 206H230V207H228ZM253 206H254V207H253ZM261 206H264V205L262 204ZM114 207H115V205H114ZM126 207H127V209H130V208H131V209H130V210H127ZM133 207H134V208H133ZM138 207H139V208H138ZM142 207L145 208L146 211H142V210H144ZM222 207H223V205H222ZM222 207H221V208H222ZM1 208H2L3 210H2ZM23 208L25 209V212H23V211H24ZM35 208H36V209H35ZM38 208H40L41 210H39ZM73 208H74V207H68V208H67L68 211H67L66 218H67L68 220H70V221H69V224H70V225L68 226V232H67V239H68V241L70 242V239H72V237L74 236V237H73L74 239H72V241H76V244L73 242L75 247H73V246L71 245V247H72L71 249L74 250V249H76V245H77V243L80 242V241L77 242V240H78V239L81 240L80 237H78V239L76 238V237L79 235V232H80V231H79V232L77 233V231H78L77 229L80 230V227H78V225L80 226V224L82 223V222H81V218H83V215L85 216V213H87V208H88V207H80V204H78V205L76 206L77 210L80 208L78 211L75 210L76 208H75V209H73ZM135 208H136L137 210H139V211H137ZM140 208H141V209H140ZM176 208L179 210V211H177V214H178V215L181 214V216H183V215H184V214H183V211H180L181 209L178 208V207H176ZM216 208H214V210L217 212V213H215V214H219L218 212H220V211H219L220 208H219V210H217ZM239 208H240V207H239ZM15 209H16V210H15ZM31 209H32V210H31ZM133 209L136 210L137 213H139V214L136 215L137 213H135V211L133 212ZM177 209H175V210H177ZM209 209H212V208H211V207H210V208L208 207V210H209ZM256 209H257V212L255 211ZM20 210H21V212H22L23 214L20 212ZM26 210H27V211H26ZM28 210H29V211H28ZM80 210H81V211H80ZM83 210H84V211H83ZM116 210H117V212H115ZM122 210H123V215H122ZM125 210H127L129 213H130L131 210H132L133 213H132V212L130 213V217H129V218H128L129 215L126 216L127 211H125ZM148 210H149V211H148ZM175 210H174L173 213H176ZM208 210H207V211H208ZM224 210H223V211H224ZM30 211H31V212H30ZM38 211L40 212V214H39ZM124 211H125V212H124ZM196 211H195V212H196ZM201 211H202V212H201ZM210 211H211V210H210ZM223 211L221 210V212H223ZM226 211H225V212H226ZM240 211H241V208H240ZM246 211H249V213H247ZM11 212H13V213L15 212V213H14L15 216H12V217H11V215H13V213H11ZM29 212H30L31 214H30ZM33 212H34V215L37 214V212H38V214H39V215H35V216H37L36 218H38V219L36 220V222H35V220L33 221V219H32V216L35 217V216L33 215ZM41 212H42V213H41ZM140 212H141V213H140ZM144 212H146L147 214L145 215ZM191 212H192L193 214H191ZM197 212H196V213H197ZM208 212H209V211H208ZM212 212H214V211H211V213H212ZM221 212H220V214H221ZM241 212H242V211H241ZM26 213L28 214V216H27ZM72 213H73V216H77V214H79V215H80V214H81V215L83 214V215H82V216L80 215L81 217H79V215H78V217H79V218H78V217H73V216H71ZM99 213H100V212H99ZM99 213H94L93 217L91 216L92 218H91V221H90V222H91V223L95 222V225H94V223H93V225H94L93 227H95V229H96V231H93V232H92V236H91V237H93V238H91L92 240L95 238L94 235L96 236L97 233H98V235H99V232L102 233V235L105 236V238H106V235H105V233L103 234V232L106 231L105 228H104V226H106V223H107V222L102 221V220H103V219H102V216H101V214H99ZM107 213H108V214H107ZM129 213H128V214H129ZM173 213H172V215L174 216ZM196 213H195V215L197 216L198 214H196ZM205 213H206V212H205ZM226 213H228V212H226ZM253 213H255V214H253ZM5 214H6V213H5ZM25 214H26V216H27V219H29V217H30V219H31V220L29 219L30 221L27 220V219H25L26 216H25V218H23ZM106 214L108 215V217H107ZM133 214H134V215H133ZM208 214H210V212H209ZM215 214H213V215H215ZM16 215H17V216H16ZM21 215H23V217H22V218H19ZM30 215H31V216H30ZM41 215H42L43 217H42ZM68 215H70V216H68ZM99 215L101 216L100 219H99ZM135 215H136V216H135ZM139 215H140V217H139ZM213 215H212V217H210L211 214H210V216H209V217H210L209 219H211V220H206V219H208V217L204 215V216L206 217L205 220L207 221V222H206L207 224L205 223V220H204V222H203V220H202L200 217H198V216H197V217L194 216V217H196V218L193 217V219H195L196 221H197V219H198V221H197V228H198V233H199L198 236H199V237H200V236H203L202 234H203L204 232H207V231L209 230V228H208V230L206 229L207 231H206V230L204 231L203 228H202V226H201V224H200L199 222L203 223L204 226H205V224L208 225V226H210V230H211V228L214 229L213 227L216 226V222H217V220H215V219H217V215L214 216V217H213ZM225 215H226V214H225ZM242 215H243V214H242ZM113 216H114V215H113ZM146 216H147V217H146ZM201 216H202V214H201ZM221 216H222V214H221ZM14 217L18 220V221H17V220L15 219L17 222L14 220ZM68 217H70V219H69ZM105 217H107L108 219L105 218ZM121 217H122V218H121ZM126 217H127V218H126ZM134 217H133V219H132L133 221L131 220V221H132V224H131V223H130V224H131V226H134L135 229H133V227H130V224L128 225L130 228H129L128 226H127L128 228L125 226V230L128 231V234H129V235H128V234H127V235L129 236V238H128V236L126 235V233H125V235H123L122 237H119V236H118V237L121 238V240H127V238L131 240L132 237L130 238V234H131V232H132V233H134V234H131V235L133 236V238H134L135 240H136V239H137V240H140L141 238H142V239H145V240L149 239L148 236L150 235V233H147V232H146V233H145L146 235H145V234L143 233V230H142V229L145 228L144 225H146V224H144V225L141 224V223H139V224H141V225L137 224L138 221H137ZM138 217H139V218H138ZM145 217H146V218H145ZM174 217H177V215L174 216ZM225 217H227V216H225ZM254 217H255V218H254ZM2 218H1V219H2ZM10 218H11V219H10ZM36 218H34V219H36ZM43 218H44V220H43ZM72 218H73V220H74L73 222H72ZM74 218H75V219H74ZM93 218H94V219H93ZM116 218H119V220L123 221L124 225L120 224L119 221H118V219H116ZM143 218H144V220H143ZM147 218H148V219H147ZM169 218H170V219H171V218L173 219V217H171V216H170ZM179 218H180V216H179ZM179 218H177V219H175V220L173 219V220H172L173 223H172V221H171L170 219H168V220H170V221H171V224H173V225H174V224H177V225H183L184 222H185V225H186V224L188 223L187 221H183V222L180 221V222H178L177 220H182L181 218H180V219H179ZM183 218H184V220H185V217H184V216H183ZM199 218H200V220H199ZM214 218H215V219H214ZM251 218H252V219H251ZM4 219H5V218H4ZM9 219H10V220H9ZM22 219H25V220H22ZM96 219H97V220H96ZM101 219H102V220H101ZM122 219H124V220H122ZM134 219L137 221V222L135 221L136 225L134 224ZM145 219H146V220H145ZM149 219H150V220H149ZM165 219H166V218H165ZM165 219H164V220H165ZM203 219H204V218H203ZM224 219H225V218H224ZM227 219H228V218H227ZM11 220H13V221H12V224L9 223V222H11ZM38 220H39V221H38ZM79 220H80V221H79ZM92 220H94V221L92 222ZM129 220H127V221H129ZM156 220H158L159 223H158ZM187 220H188V219H187ZM195 220H192V221H194V222L196 223ZM3 221H4V220H3ZM3 221H2V222H3ZM14 221H15V222H14ZM28 221H29V222H28ZM77 221H79L78 223H80V224H78ZM96 221H98L99 224H98ZM127 221H126V222H127ZM143 221H144V222H143ZM170 221H168V222H170ZM188 221H191V220H188ZM192 221H191V222H192ZM230 221H231V220H230ZM240 221L244 222V225L247 224L246 221H243V220H240ZM240 221H239L238 223H241ZM256 221H257V220H256ZM256 221L253 222V223H256ZM0 222H1V220H0ZM19 222H20V225H19ZM38 222H39V223H40V222H42V223L45 222V224H46L47 226H43V224H39ZM74 222H76V226H77L78 228H76V227L73 226V225H75ZM109 222H108V223H109ZM129 222H130V221H129ZM259 222H258V223H259ZM15 223H17V225H16ZM37 223H38V224H37ZM73 223H74V224H73ZM96 223H97V224H96ZM108 223H107V225H108ZM111 223H109V224H111ZM150 223H151V224H150ZM209 223H210V225H209ZM228 223H229L228 228L231 229L232 226H230V222H229V221H228ZM7 224H9V225H8L9 227H10V226H12V227L9 228V227L7 226ZM26 224H27V225L30 224L29 226H31V224H32V227H27ZM33 224H34L35 226H37V230H35L36 227H34ZM45 224H44V225H45ZM104 224H105V225H104ZM112 224H111V225H112ZM118 224H117V225H118ZM127 224H128V222L126 223V225H127ZM160 224H161V223H160ZM162 224H163V222H162ZM166 224H167V222L164 221V224H163V225H166ZM171 224H169V226H171ZM192 224H193V222H192ZM225 224H226V223H225ZM21 225H22V226H26V227H24L23 229H21V230H22L21 232H23V230H24V233H26L25 231H29V232H30V230H31V233H30V234H29V233H26V234L22 233V237H21V238H19V237H18L19 235H17V239H18V240H17V239L15 238V237H16V233L19 234V232H20V230H19L20 227H19V226H21ZM40 225H41V226H40ZM96 225H97V226H96ZM113 225H112V226H113ZM138 225H139V226H138ZM147 225H146V226H147ZM187 225H188V224H187ZM226 225H227V224H226ZM232 225H233V224H232ZM239 225H241V224H239ZM242 225H243V223H242ZM14 226H17V227L15 228ZM42 226H43V227H42ZM71 226H72V227H71ZM100 226H101V227H100ZM121 226H123V227L121 228ZM142 226H143V227H142ZM204 226H203V227H204ZM13 227L15 228V230H14ZM46 227H47V228H46ZM70 227H71L72 229H71ZM73 227H74V228H73ZM96 227H97V228H96ZM107 227H110V228H108V230H109V229H113V228H111L110 225L107 226ZM136 227H137V229H136ZM226 227H227V226H226ZM240 227H241V226H240ZM240 227H239V230L242 229L241 231H239L240 233H241V232H244V233L247 232V231H246L247 229L245 230L244 227H243V228L241 227V229H240ZM11 228H13V230H12L13 232H10V231H11ZM21 228H22V227H21ZM27 228H28V230H27ZM34 228H35V229H34ZM38 228L41 229V230H39ZM42 228H43V230H42ZM126 228H127V229H126ZM138 228H139V229H138ZM141 228H142V229H141ZM194 228H195V229H194L195 232L197 233V231H196V230H197L196 225H194ZM228 228H227V229H228ZM16 229H17V230H16ZM25 229H26V230H25ZM33 229H34V230H33ZM44 229H45L47 232H46ZM48 229H49V230H48ZM74 229L77 230V231H75ZM95 229H94V230H95ZM204 229H205V228H204ZM215 229H216V227H215ZM215 229H214V232H215ZM232 229H233V228H232ZM1 230H0V232H1ZM72 230H73V232L75 231V233L78 234V235L75 236L74 233L71 232ZM97 230H98V231H97ZM99 230H100V231H99ZM129 230H130V233H129ZM135 230H136V231H139V230H140L139 232H141V231H142V232H141V233H138V232H135ZM183 230H184V229H182L181 231H183ZM127 231H126V232H127ZM163 231H169V232H167V233H170V232H171V228H170V229H169V228H165ZM228 231H229V230H228ZM228 231H227V232H228ZM231 231H232V230H231ZM231 231H230V232H231ZM14 232H15V234H14ZM21 232H20V233H21ZM39 232H40V233H39ZM43 232H45V233H43ZM48 232H49V233H48ZM108 232H109V231H108ZM214 232H212V234H211V232L208 231L207 234H208V235L211 234V235L213 236V235L216 234V233L213 234ZM232 232H233V231H232ZM232 232H231V233H232ZM47 233H48V234H47ZM72 233H73V235H71ZM137 233L139 234V236H138ZM23 234H24V235H23ZM31 234H32V235H31ZM40 234H43V235L40 236ZM135 234H137V236H136ZM140 234H141V235H140ZM143 234H144V235H143ZM207 234H205V235H207ZM26 235H27V236H26ZM33 235H35V236H37V237L35 238ZM70 235H71V236H70ZM100 235H101V234H100ZM117 235H118V234H117ZM142 235H143V236H142ZM169 235H170V234H169ZM169 235H168V237H169ZM20 236H21V235H20ZM29 236H30V237H29ZM141 236H142V237H141ZM171 236H172V238H173V236H174V239H179V238L181 237V236H178V237H177V236H175V235H171ZM198 236L196 235V236H194V237H198ZM1 237H2V238H1ZM26 237H27V238H26ZM31 237H34V240H32ZM135 237H136V238H135ZM137 237H138V238H137ZM139 237H141V238H139ZM143 237H145V238H143ZM194 237H193V238H194ZM199 237H198L199 240H198V239H195V241H196V243L194 242V243H195V244H194L195 246H194L193 244L191 245V247H193V248L191 249L192 251L189 250V248H191V247H189V248L187 247V248H188V250H187V249H186V246H185V245H182V244H181V245H182L183 247L185 246V248H184L183 250H181V247H180V246L177 247L178 249L173 251V252H175L174 254H173L171 251H172L173 249H176V248H175V247H172L173 245L171 246V245H170L171 243H169V247L171 246V247H172V248H171L172 250L170 251V249H169L168 246H167V248L169 249L170 254L172 253L173 255H175V257H177L176 260L178 259V261H179L178 263H179V264H180V262H181L180 260H181V258H182L183 256L179 258V255H178V253H177L178 250H179V251H178L179 253H181V252L183 251V253H184V257H186V256L188 257V258H187V257H186V258H184V257L182 258L184 262H186V261L188 260L189 262L191 261L190 263L187 262L188 264H194V263H195L194 261H196V260H195L196 257L199 256L200 260H199L197 263H198V264H202V259H201V258H203V261H204V259H205V253H204V252L201 253V252L203 251L202 247H201V246H198V245L196 246V244H198L199 242L202 243L203 240H204V238H205V240H207L208 238L206 239L207 236H206V237L203 236L204 238H203V240H201L202 237H201V238H199ZM214 237L217 238L216 235H215ZM239 237H240V236H239ZM241 237H242V236H241ZM241 237H240V238H241ZM37 238L40 240L39 242H38V239H37ZM43 238H45V239L43 240ZM75 238H76L77 240H76ZM96 238H97V239H96ZM96 238H95V240H93V241L96 243L95 245H94V242L91 241L92 247L90 246V248H91L92 250L90 249V251L93 252V250L95 249L94 252H96V250H97V251L99 252V254H101V255L97 256V255H98L97 252H96V253H92V254H94V255H93V256H89V261L87 260V261L90 262V263H87V261L84 262L83 259H82L83 262L80 261V258H82V257L80 256V255H81V254H80V251H79V252L77 251V250H80V247H81V246H80L81 243H79L80 245H79V244L77 245V246H78L77 248H79V249H76V253H75V250H74V252H73L72 250L69 251V257H68V262H69V264H75V262H77V263L82 262V264H85V263H86V264H94V263H93L94 261H96V263H99V260H100V263H99V264H101L102 262H103L102 264H109V263H110L109 261H113V260H114L113 262H115V261L117 260V262H119V264H123L122 261H124V262L131 261V258H132L131 256H132V255L134 256L135 254L138 255V258H137L136 261L139 262L138 264H141L140 261L143 260L142 257L144 256L143 258H146V257L148 256V252L151 251V248H155V247H157L158 250H157V248L154 249V250L152 249V250H153L154 252H155V251H156V252L158 251L157 253L161 254V253H162V252H161L162 249H163L166 245H168V243H166V245H165V243H164L165 246L160 245V244H158V245L156 244V246H155V244H154V246H153V245H150L151 248H147V247H146V248H142L143 250H142V249H141V251L139 250V251H138V254H137V253H134V254L132 253V255H130L131 253L128 254V253H126L125 251L122 250V251L124 252V254H125L124 258L120 257V255H122V256L124 255L123 252H120V253L118 254V257L115 256L114 259H113V258H112L113 255H112V254L109 252V250H108V248H109V246H110V243H109V242H106V239H102V236H101V237H98V236H97ZM98 238H99V239H98ZM100 238H101V239H100ZM103 238H104V237H103ZM146 238H147V239H146ZM182 238H183V237H182ZM209 238H210V237H209ZM228 238H229V237H228ZM228 238H227V239H228ZM244 238H246V237H243V239H244ZM15 239H16V240H15ZM35 239H36V240H35ZM134 239H133V240H134ZM169 239H171V237H170ZM221 239H222V238H221ZM30 240H31V241H30ZM208 240H209V239H208ZM213 240H214V238H213ZM213 240L210 239L211 242H213ZM231 240H232V237H231V239H228V241H230V242H231ZM24 241H22V243H24ZM36 241H37V243H36ZM72 241L70 242V244L72 243ZM11 242H12V243H11ZM30 242H31V243H30ZM40 242H41V244H40ZM98 242H102V245H101V243H98ZM104 242H105V243H104ZM230 242H229V243H230ZM98 244L101 245L102 250H104L103 248H105V251L102 252V250H101V248H100V246H99ZM105 244H106V245H105ZM24 245H25V244H24ZM36 245H35V246H36ZM54 245L56 246V243H54ZM199 245H201V244H199ZM35 246H34V247H35ZM79 246H80V247H79ZM103 246H104V247H103ZM106 246H107V247H106ZM160 246H161V247H160ZM162 246H163V247H162ZM187 246H188V245H187ZM227 246H228L227 248H229V245H227ZM34 247H33V248H34ZM38 247H37V248H38ZM148 247H149V246H148ZM21 248H22V247H21ZM23 248H24V247H23ZM35 248H36V247H35ZM93 248H94V249H93ZM159 248L161 249V251L159 250ZM165 248H166V247H165ZM167 248H166V249H167ZM195 248H196V249H195ZM227 248H226V250H225V255H227V254L229 255V252L227 253V251H229V249L231 250L232 246H231V248H229V249H227ZM185 249H186V252H184ZM194 249H195V250H194ZM106 250H107V252H106ZM149 250H150V251H149ZM164 250H165V249H163V252H164ZM189 251H190V252H189ZM196 251H197V253H196ZM232 251H233V250H232ZM104 252L107 253V254H105ZM156 252H155V253H156ZM165 252H166V250H165ZM165 252H164V254H167V252H166V253H165ZM198 252H199V253H198ZM230 252H231V251H230ZM72 253H73V254H72ZM74 253H75L77 256H78V254H80V255H79L80 258H78L79 256L77 257ZM191 253H193V256H192ZM92 254H91V252H90V255H92ZM96 254H97V255H96ZM104 254H105V255H104ZM139 254H140V256L143 255L142 257H140V259H139ZM151 254H153L152 251H151L150 255H151ZM159 254H158V256H157V254H155L154 256L159 257V256H160ZM162 254H163V253H162ZM170 254H169V253L167 254L168 257H166L167 255H161L162 257L160 256L161 258H158V260H159V261H157L158 264L161 263V261H162V262L165 261L164 263H161V264H167L168 262H169V263H172L171 261H172V260L174 261L175 257H173V256L170 257V256H169ZM186 254H187V255H186ZM126 255H127V256H126ZM181 255H183V254L181 253ZM181 255H180V256H181ZM194 255H195V256H194ZM200 255H201V256H200ZM211 255H212V253L210 254V257H211ZM230 255H232V254H230ZM94 256H95V258H96V257H97V258L95 259ZM91 257H93V259H94L93 262L90 260ZM134 257H135V256H134ZM151 257H153V256H151ZM169 257H170V258L173 257V259H172V260H171V259H168ZM226 257H229V258H230V259H229V258H226V260L229 259L228 262H230V260H233V258H231L232 256H226ZM74 258H76V259H74ZM98 258H99V259H98ZM111 258H112L113 260H110ZM126 258H127L128 260H127ZM165 258H167L168 262H166L167 260H165ZM192 258H193V259H192ZM194 258H195V259H194ZM138 259H139V261H138ZM179 259H180V260H179ZM191 259H192V260H191ZM74 260H76V261H74ZM77 260H78V261H77ZM97 260H98V261H97ZM126 260H127V261H126ZM176 260H175V264L177 263ZM197 260H198V259H197ZM106 261H107V262H106ZM143 261H145V259H144ZM183 261H182V262H183ZM200 261H201V263H200ZM145 262L148 263V261H145ZM157 262H154V263H157ZM226 262H227V261H226ZM77 263H76V264H77ZM96 263H95V264H96ZM142 263H143V262H142ZM230 263H232V262H230ZM230 263H229V264H230ZM80 264H81V263H80ZM125 264H126V263H125ZM173 264H174V262H173ZM203 264H205V263H203ZM226 264H227V263H226Z\"/></svg>",
  "mask_w": 264,
  "mask_h": 264
}]
</instances>
